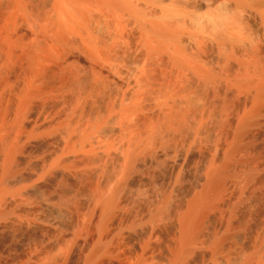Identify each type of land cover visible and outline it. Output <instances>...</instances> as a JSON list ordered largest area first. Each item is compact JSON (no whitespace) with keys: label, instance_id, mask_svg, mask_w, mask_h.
Segmentation results:
<instances>
[{"label":"rangeland","instance_id":"rangeland-1","mask_svg":"<svg viewBox=\"0 0 264 264\" xmlns=\"http://www.w3.org/2000/svg\"><path fill=\"white\" fill-rule=\"evenodd\" d=\"M43 1L46 2V4H45V6H46L49 4L48 2L51 0H48V2H47V0H43ZM43 1L38 0V4H40ZM4 2H7V3H4ZM0 3H1L0 4V6H1L0 7V70H1L0 81L2 80L1 81L2 83L0 82V101H1L0 104L2 105V106L0 105V107H1L0 108V115H1L0 116V126H1L0 127V135L1 134L5 135V136L4 135L0 136L1 137L0 138V149L2 147H4L5 145H7L6 144L7 141H8V144L13 142L12 144L13 145L16 144L15 145L16 148H18V146H19V148L17 150L20 152V154H22L21 155L22 158L20 159L21 161H19L20 163L16 162L17 164H15V167H13L14 173L12 170H11L12 172L10 171L11 172L10 174L6 173L7 176L5 178H7V179H5V178H3V179H5L7 181L4 180L5 183H1V185H3V187L0 185V189H6V188H4V184H6V182L8 184V186H7V184L5 185V187H7V189H6L7 191L5 190L6 191L5 192L3 190V193H5V194H2L3 196H1V201L2 200L3 201L0 203L1 204L0 207L2 206L0 208V222H1L0 223V264H82L83 261H84L83 264L84 263L85 264H132V263L133 264H169V263L173 264V260L171 259L172 257H170V256H172L170 251H171V246L173 245L172 242L174 241L175 235L177 233V229H179V226H181L183 223L182 218L180 216L181 210H183L184 205H186L185 202H187V201H185V200H188L190 198L191 194L195 193L196 191L197 192L200 191L199 189L205 190V191L208 190L207 192L210 193V195H209L210 199L209 200H211V202H209V207H207V209H205L206 212L204 211L205 213H203V215H202L203 219L201 217H199L200 219H198V223L196 221V224H194V226L192 225V223L189 220H187V221L185 220L186 225L194 227V229L196 228L195 230L199 231V233L201 230V232L204 234V237L205 238L208 237L207 240H209L210 237L211 238L214 237L212 234L214 232H216L218 235V236H216V238L218 240L220 239V241H222V242L224 240H226L227 236L231 235V236H229L231 239L229 237H227V242L224 241V243H228V244L230 243V246L233 249L236 248L237 251L238 252L241 251V253H242V251L245 252L243 247L245 246L246 243H247L246 245H248L249 243L253 244L254 242L257 243V241H259L258 242L259 244L257 243V245L261 246L262 248L260 247L259 248L260 251L258 250V257H259V254L262 255L261 257H263L264 241H262L263 242L262 245L260 244L261 243L260 235L263 233V229H264V224L263 225L261 224V223H264V219H263L264 218V214H263L264 213V108L263 107L264 106H262V105H264V93H263L264 88L262 89V87H264V74H263V72H264V70H263L264 69V66H263L264 60L263 59H262V61H260L261 58H259L258 60L251 59L252 61L250 60V63L248 62L247 65L245 64L246 66L244 65L245 66L244 67V66H242L243 64L241 65L240 62H238V59L235 60V58H231V61H230L229 59L223 58L222 55L219 54L218 57L221 56V58H222V59H220L217 57V54H215V52L213 50H211L207 53V57L204 59L205 62L203 61V59L202 60L200 59L199 62L200 61H203V62L199 63L197 60V62L195 61V63L194 62L191 63V67H196V68L198 67L197 69H199L201 67H203V68L205 67L206 69H209V67H207V65L211 66L212 69L215 68V66L218 67V68L213 69L212 72L214 73V76L211 78V81H210V79H208V80L206 79L205 74H203V72L201 70H199L200 71L199 72V71H196L197 69H195V68L194 69L193 68L186 69L187 73H188V74H186V72H185L186 70L184 71L185 72L184 74L187 75L186 77L184 74L181 75V73L183 71H181V69H179L177 66H175L176 64L175 63L173 64L171 62L172 60H169L167 57L163 56V57H159V58L158 57L152 58L149 56V58L148 57L145 58V56L143 54L144 52L142 53V50H140V48H138L139 49V51H138V49H137L138 46L136 47L135 44L133 45V43H131L129 40H128L129 41L128 42L126 39L122 40V42L119 41L117 43V45L119 43L120 44L118 46L117 45L115 46L117 48L112 50L113 52H115L114 53L116 55L115 57H113L114 54L111 55V53H113V52L110 53V51H109L110 55L113 57V58L111 57L112 59L110 58L111 60L109 59V61L108 60L104 61L103 59L101 60V58L99 59L98 57H97L98 59H96V57H95V59H96L95 60L94 58H92V56L90 55V52L85 47H83V46L81 47L78 40L77 41L75 40L74 42H72L73 40H71V38H70L71 35H69V38H70L72 43L70 42L71 44L68 45V47L66 46L67 45L66 43H64V45L66 44L65 45L66 47L65 46L61 47L63 45V43L61 44V46L59 44L60 47H58V44L56 42H55L56 44L54 43V40H55L54 38H56V36H58L61 32V31H59V29H60L59 24H63V22H65L64 24L66 26L63 25V26H65V28L67 27V25L69 28H72V25L68 22L67 18L65 19V16L63 14L58 15L54 10H53V12L52 11L50 12V10H51L50 7H52V5H51L52 1H51V4H49L50 6L48 5L47 8L44 7V5H42V3L40 4V7H41L40 9H38L39 5H37L36 8L39 10L38 13H40V12L46 13L47 12L45 14L46 15L45 17H47L48 15L50 16V13L55 14V16L57 14L58 16H56L55 19L60 20V22H58V21L56 22V20L55 21L52 20V18H49V16H48V18H45L44 15H42V16H40L39 14L37 15V13H36V15L38 17H35L36 16L35 14H34L35 16H32V15H30V16L24 15L23 16V13H20V14H18V16L16 18L11 16L12 19L13 18L16 19L15 22L13 20L12 21L7 20V19H11V18L9 16V13L7 12L8 11L7 9H6V13L8 15L4 14L5 9L3 7H6L5 4H8V0L7 1L6 0H0ZM3 3H4V5H2ZM43 8L44 9L46 8L45 9L46 11H44ZM41 10H43V11H41ZM36 12H37V10H36ZM58 17H60V19ZM44 19H45V21H44ZM61 20H63L62 23H61ZM46 21H47V23H46ZM50 22H52V23H50ZM53 24H54V26H53ZM39 25H41V26H39ZM56 26H57V28H56ZM43 27H45V28H43ZM54 27L57 29V33H55L54 34L55 37L54 38L52 37V39H51V40L54 39L53 40L54 46H53L51 44L52 42H51L50 38L47 39L46 36H47V34H49V36L50 35L54 36L53 35L54 30H55ZM44 29H45V31H44ZM50 29H51V32H53V33H50V32L48 33V31H50ZM44 32H46L47 34ZM39 35H41V36H39ZM44 36L46 38H44ZM38 37H39V39H38ZM46 39H47V43L45 42ZM72 39H74V37H72ZM44 42L47 44V46H44V45H46ZM39 45L43 46V48L48 47L46 50L45 49L44 50L46 52H48V54L50 53L49 51H51L52 53H50L49 55L50 56L52 55V56L46 57V56H48V54H46V56H45L44 54L46 52H44V51H43L44 53H40V52H42L41 50L43 48L42 49L40 48L41 49L40 50ZM55 45H56V47H55ZM37 48L40 50V52H38L39 50H37ZM12 52H14V53H12ZM15 52H16V54H15ZM35 53H37V54L39 53V55L38 56L36 55V57H35ZM14 54L17 57H14ZM33 54H34V59H36V61H37V59H39L37 57H44L43 60H42V58H40L37 61V63L39 62L41 67L43 66L42 70L40 69V65L38 64L39 66H37L36 61L34 62L33 61L34 59L32 60ZM117 55H119V56H117ZM5 56L7 59L5 58ZM208 57H211V59ZM115 58H117L118 60L116 59L117 61H115ZM120 58H121V60H119ZM11 59H13V60H11ZM27 59L29 60V62ZM143 59H144V61L146 60L144 62L145 66L146 65L148 66V67L146 66V69H148V71H146V72L151 73V74L149 73L150 75H148V77L150 76L149 78H152V79H150L149 81H148V79H145L144 80L145 83H144L142 80V77L138 76L139 82H140V79L142 82L139 83L137 81L138 82L137 83V82H134V80L137 79V77L134 74V70L137 69V67H139L141 65V63L143 62ZM8 60H9V62H7ZM206 60H207V62H206ZM211 60L213 63L211 62ZM124 61H125V63H124ZM161 61H163V62H161ZM118 62H121V63H118ZM228 62L230 63V65ZM261 62H263V63H261ZM5 63L6 64L9 63L8 65L10 67L7 66ZM123 63H124V65H123ZM144 63H143V65H144ZM153 63H155V64H153ZM204 63H206V65ZM208 63H210V64H208ZM218 63H220V64H218ZM223 63H224V66L222 65L223 66L222 67L221 64H223ZM26 64H28V65H26ZM46 64L49 67H47ZM118 64H121V65L118 66ZM150 64H151V66H150ZM29 65H33L31 67L33 70H30L31 68L29 67ZM212 65H214V66H212ZM257 65L260 67H258ZM34 66L39 67V70H41V71H43V69H44V71H46V72H44L46 76L50 70V73H49L50 76L47 77L49 79V81L43 75H42V77H44V79L39 78V76L43 72L41 74L38 73V75L40 74L39 76L37 75V73L35 76H33L36 80L41 79V81H43V82L39 81L40 84H38V81H36L34 79L36 82L35 87H37V90L40 89L38 91V93H36V94L41 95L45 90L48 89L47 93L49 92L48 93L49 95L47 93H45L46 92L45 91L43 94H46V95L42 94L41 98H40V95L38 97V96H36V94L33 95L32 93H31L32 95L29 94L27 96L22 97V95H26V94H21L22 92L23 93L26 92L24 89V86L26 88L30 82L29 80L31 79V77L30 78L28 77L26 72H28L30 70L29 71L30 72L29 74H31L30 76L34 75L35 74L34 72L36 71ZM120 66H123V68ZM116 67H117V69H116ZM8 68L9 69L11 68V69L9 70ZM151 68H153V69H151ZM229 68H231V69H229ZM241 69H243V70H241ZM255 69H257V70H255ZM59 70L62 71V73ZM117 70H119V71H117ZM192 70H195V71L192 72ZM230 70H232V71H230ZM53 71H55V72H53ZM101 71H102V73H101ZM2 72H3V74H2ZM8 72H9V74H8ZM36 72H38V71H36ZM224 72L225 73L227 72V73L225 74ZM243 72L248 73V75L243 73ZM24 73L27 75L26 77L24 76L25 75ZM32 73H34V74H32ZM51 73L54 75H52ZM118 73L119 74L121 73V74L119 75ZM154 73H155V75H154ZM65 74H66V76H65ZM108 74L110 77L108 76ZM115 74H116V77H118L117 75H119L120 76L119 78H121V76H122V78H123L122 80H124V81H126V79H127V80H131L132 84L133 83H137V84L136 85L131 84L132 88L130 85H129L130 88H129V86H127L128 88L126 86H123V88H122L121 83H117L113 80V76ZM189 74H191L193 77ZM234 74H236V75H234ZM240 74H242V76ZM5 75H6V77H4ZM7 75H8V77H7ZM123 75H125V76H123ZM136 75H138V74H136ZM139 75H141V73ZM183 75H184V77H183ZM219 75L220 76L222 75V76L219 77ZM245 75H247V76H245ZM36 76H38V77H36ZM63 76H64V78H63ZM111 76H112V78H111ZM133 76H135L134 78H136V79L132 78ZM230 76H232L231 79L229 78ZM202 77H203V79H202ZM222 77L226 78V79H223ZM28 78H29V80H28ZM200 78L202 79V82H201ZM220 78H222V79H220ZM238 78H240V80ZM19 79H21V80L27 79L29 82H28V84L26 82L27 85H25V83H23L24 81L22 80L21 82L24 85H20L22 83L18 81ZM153 79L155 81H153ZM256 79L258 81H256ZM72 80L75 83H73ZM204 80H206V81H204ZM47 82H49V83H47ZM56 82H58V83H56ZM59 83L61 86L59 85ZM146 83H148V85ZM229 83H231V84H229ZM72 84H74V85H72ZM140 84L142 86L144 85V87L141 86V90H140L142 92L143 97L140 96L141 92L138 90ZM240 85H242V86H240ZM54 86L55 87L57 86L60 90H62L64 88L63 89L64 93H63V91H60L57 87L55 88ZM80 86H81V88H80ZM152 86H153V88L155 87L157 90L155 88L153 89ZM202 86H204V87H202ZM237 86L241 89H239ZM253 86H255V87H253ZM46 87H48V88L46 89ZM92 87H93V89H92ZM145 87H148V88H145ZM256 87H258V88L256 89ZM260 87H261V89H260ZM65 88H67V89H65ZM71 88H73V89H71ZM117 88H119V89H117ZM22 89L24 91H22ZM41 89H44V91H42ZM145 89H147V90H145ZM159 90H160V92H159ZM65 91H66V93H65ZM122 91H123V93H122ZM133 91H134V93H136V91H137L138 94L140 93V95H138L137 93L134 94ZM147 91H148V94L150 93L149 94L150 96H148ZM39 92H42V93H39ZM116 92H118L119 94ZM153 92H154V95H153ZM260 92H262V93H260ZM131 93L133 94V96L135 98L137 97L136 99H133V100H137L140 97L141 101L139 99L140 102L138 101L139 102L138 105H140V103L143 101L141 103L143 109L140 105V109H142V110L138 109L137 110L138 112H134L130 116L129 115L126 116L123 114V112L121 113L118 108H115V107L112 108V105L114 103L113 100L114 101L116 100V103H117L118 100L120 101L122 98H125V97H123V95H126L127 97L132 99ZM172 93L173 94L175 93V94L172 95ZM168 94L174 99H172L170 96H168ZM28 96H29V98H30V96H32V98H30V100H28L29 102L24 101V99H27ZM67 97H69V98H67ZM116 97H118V98H116ZM19 98H21V99H19ZM22 98H24V99H22ZM76 98H80V99H76ZM81 100H82V102H81ZM23 101H24V103H23ZM76 101H77V103H76ZM106 101L108 102V104ZM188 101L189 102L192 101L191 104ZM193 101H195V102H193ZM78 102L80 103V105ZM109 102L110 103L113 102V103L110 104ZM144 102H145V105H144ZM256 102H258V104ZM74 103L77 104L76 105L77 108L76 107L73 108L75 106ZM136 103H137V101H136ZM188 103H189V105H188ZM82 104H83V106H82ZM117 104H119V103H117ZM254 104L257 106H254ZM18 107H20V108H18ZM106 108H110V109L112 108L113 109L111 111L113 118L111 117L112 116L110 114L111 112L110 113L107 112V111H110V109L106 110ZM1 109H3V110L1 111ZM70 109H72L73 111ZM117 109H118V111H116ZM23 110L25 113L23 112ZM77 111H79V112H77ZM113 111H115V112H113ZM74 112H75V114H74ZM81 112H82V114H81ZM167 112H168V114L173 115V116L175 115V113L176 114L178 113V118H179V120H178V118H176L177 121H179V123H177V121L175 119V117H177V115H175V117H174L175 120L173 119V121H176V123L173 122L174 129L172 130L173 127L170 130L167 128L169 131H167L166 128L164 127V125H166V122L163 121L164 118H165V120L167 118V116L164 115V114H167ZM32 113H33V115H32ZM71 113L73 114L72 116H71ZM104 113L106 115L105 116L103 115V117L106 118V116H107L109 118V120H108V118H106V119L104 118V120L101 121L103 119L102 116H101V119H99L100 116L98 117V115H102ZM182 113H186V114L183 115ZM23 114H25V115H23ZM65 114H67V118L69 121L67 122V120H66L67 118H66L65 119L66 123L64 122V124H63V121H61V120L64 119L62 117L63 116L65 117ZM115 114L116 115L118 114L117 117H115ZM82 115H84V117H82ZM134 115H135V117H134ZM17 116L19 119L16 118ZM173 116H171V117H173ZM241 116L243 118H241ZM71 117H72V120L70 119ZM76 117H78L79 119H77ZM180 118L182 121H180ZM98 119H99L98 123L100 125L96 122V120L98 121ZM183 119H184V121H183ZM152 120H154V121H152ZM249 120H250V123H249ZM100 121L104 122L105 124H102ZM12 122L14 123V126H13ZM75 122H78V123H75ZM88 122H90L89 123L90 125L87 124ZM162 122L163 123L165 122V124H163ZM68 123H69V125H68ZM94 123H95V125H94ZM248 123H249V125H248ZM8 124H9V126H8ZM65 124H66V126L64 127ZM110 124H112V125H110ZM177 124L178 125L182 124L181 126H183V125L184 126L183 127L177 126ZM125 125H126V127H125ZM152 125H154L157 128L155 129V127ZM161 125H163V128ZM53 126H54V128H53ZM71 126H73V127H71ZM86 126H87V128H86ZM89 126H91L93 128H91ZM100 126L101 127L103 126L102 127L103 129ZM116 126H118V127H116ZM127 126H128V128H127ZM141 126H143V127H141ZM203 126H204V128H203ZM58 127L61 129H58ZM94 127H95V129H94ZM151 127H152V130H151ZM158 127H160V129H158ZM31 128H33V129H31ZM48 128H53L55 130H53V129L48 130ZM74 128H75V132H74ZM110 128H112V129H110ZM119 128L120 129L123 128V129H121V131H120ZM147 128H149V129H147ZM241 128L243 129V131ZM194 129H195V131H194ZM30 130H31V132H29ZM41 130H42V132H41ZM44 130H46V132L48 130L47 133H49V135ZM56 130H58V131H56ZM86 130H88L89 132ZM95 130H97V131H95ZM135 130L137 132H135ZM148 130L150 133L151 132L155 133V134H153L154 137H152V139H151V140H153L152 142H155V144L154 143L152 144L153 147L150 145L152 148L150 147V149H149L148 148V146H149L148 144L150 143V141H149L147 144L145 143V146L147 145L146 148H145V146H143V148H144L143 149L142 146H140V148H142L140 150L138 145H141V143L143 141L144 142L147 141V139H148L147 133L150 134L149 132H147ZM155 130L156 131L158 130L159 133L161 132L160 135H159V133H156ZM161 130H163V131H161ZM106 131H107V133H106ZM35 132H37V133H35ZM50 132H52L53 134ZM62 132L63 133L65 132V134H63ZM72 132L75 133L76 136ZM133 132H134V134H133ZM162 132H164V133L166 132V133L164 134ZM38 133H39V135H38ZM41 133H42V135H41ZM67 133L71 134V136L68 135ZM137 133H138V135H137ZM169 133H171L170 135L171 136L173 135V136L170 137ZM198 133H200V134H198ZM10 134H11V136H10ZM145 134L147 136H144ZM72 135L74 136V139H72L73 138ZM90 135H91V137L94 136V137H92L93 139L90 137ZM127 135H128V137H125ZM136 135L137 136H139V135L144 136L147 139L143 138L144 140H142L140 143L139 140H141L142 138L139 139L140 138V136H139V138H137V140H138L137 142L139 143L138 144L135 141H133L136 139V138H134V136H136ZM56 136H59V137H56ZM77 136H78V138H77ZM130 136H133V137H130ZM3 137H5V138H3ZM8 137H9V139H7ZM131 138H132V140H130ZM159 138H161L162 140ZM163 138L165 139L164 141H163ZM95 139H96V141H95ZM101 139H103V140H101ZM66 140H68V141H66ZM98 140L100 143L98 142ZM105 140H107V141H105ZM3 141H5V142H3ZM17 141L20 144H18ZM132 141L136 144L135 146L133 145L134 143L131 144ZM160 141H161V144L159 145ZM64 142H67V143L64 144ZM144 142L142 143L143 145H144ZM82 143H84V145ZM52 144L54 146H52ZM57 144H60V145H57ZM78 144L81 146H79ZM119 144H120V146H119ZM130 144L134 148L130 147ZM1 145H3V146H1ZM85 145L87 147L89 146L88 147L89 149ZM126 146H127V148H126ZM136 146H137V149L135 148ZM173 146H175V147H173ZM82 147H84V149ZM55 148H57V150ZM80 148L83 149V151ZM110 148L112 149L113 152L111 151ZM117 148H118V150H117ZM129 148H132L133 152H136V151H134V149L137 150V152L134 153L135 154L134 158H136V159H134L135 165L133 164L132 166H130L132 168V172H131V168L129 167L130 171L127 170L125 172L127 175L126 174L122 175L120 170L122 171L123 167L121 165H123V163H124V157L127 154V151H128L127 149H129ZM147 148H148L149 152H148ZM108 149H109V153H108ZM138 149H139V151H138ZM151 149H153V150H151ZM156 149L157 150L159 149V152H160V150H163V149L164 150H166V149L170 150L171 149L170 154L167 155L168 161L166 159V156H163L162 159L157 158L156 155L158 154L157 153L158 151ZM88 150H90V151H88ZM93 150L94 151L96 150L97 152L95 151L96 152L95 153ZM101 150H103L104 152ZM145 150H147V151H145ZM181 150H182V153L180 152ZM59 151H61V153ZM84 151L86 153H83ZM47 153H49V154H47ZM55 153L59 154V155H56ZM92 153L94 155H91ZM87 154H88V156L90 155L89 156L90 159L88 156L86 157ZM111 154H113V155H111ZM116 154H117V156H116ZM119 154L121 156L122 155L123 156L121 157ZM180 154H184V155H186V157L188 156L187 157L188 159H192V160L190 162L191 165L189 164V166L182 167L181 171H180V169H178L176 172L178 174L177 175L175 173V171L174 172L171 171L172 167L170 165H171V162L176 158V156H178ZM51 155H53V156L50 157ZM225 155H227V156H225ZM61 156H63V157L61 158ZM111 156L113 158H110ZM104 157L108 158V159H105ZM114 157H115V159H114ZM24 158H26V159H24ZM66 158L69 161L65 160ZM82 158L85 161H83ZM141 158H144V159L140 160ZM53 159H54V162H53ZM58 159H61V161ZM104 159H105V161H104ZM48 160H50V162ZM89 160H91L92 162L94 161L95 164L97 162H99V163H97L95 165L94 162L92 164L91 161L89 162ZM119 160H121V161L119 162ZM70 161H71V163H70ZM81 161H83V162H81ZM150 161H152V163H150ZM106 162H107V164H106ZM121 162H122V164H120ZM136 162H137V164L138 163L139 164L137 165ZM140 162H142V163H140ZM148 162H149V164H148ZM68 163H70V164L68 165ZM74 163H75V165H74ZM77 163H79V165ZM85 163L86 164L88 163V164L86 165ZM144 163H147V164L145 165ZM82 164H84V165H82ZM103 164H104V166H103ZM51 165L54 167L55 166L60 167L61 170H59L60 168H57V167L54 168ZM71 165H73V166H71ZM88 165L90 166V168ZM16 166H18V167L16 168ZM20 166H22V167H20ZM79 166H81V167H79ZM138 166H140V167H138ZM147 166H148V168H146ZM155 166L157 169L155 168ZM208 166H209V168H208ZM0 167H1L0 169H2L1 165H0ZM82 167L84 169H82ZM203 167H204V169H203ZM96 168H97V171H95ZM111 168H112V170H111ZM117 168H118L119 172L117 171ZM133 168H137V169L133 170ZM186 168H187V170H186ZM15 169H16V171H15ZM114 169H115V171H114ZM138 169H141V170L139 171ZM196 169H197V171H196ZM225 169H227V172ZM2 170H0L1 174L3 173V172H1ZM41 170H42V172H41ZM107 170L112 174H110ZM182 170H184V171H182ZM198 170H200V171H198ZM45 171H47V172H45ZM52 171H54V173H56V174L52 173ZM86 171L88 173H90V175ZM134 171H136V173ZM100 172L103 174H101ZM39 173H40V176H39ZM82 173H83V175H82ZM91 173H93V174H91ZM96 173H98V174H96ZM213 173H215V174H213ZM1 174H0V180L2 177ZM31 174H33L35 176H34V178L29 179V181L28 180L21 181V183L17 181V179H23L24 177H28V175H31ZM98 175H100V176H98ZM102 175H103V178H102ZM114 175H116V176L114 177ZM130 175L132 177H130ZM213 175H214V177H213ZM21 176H22V178H20ZM106 176H108V177H106ZM96 177L98 179H96ZM112 177L114 178V180H112L113 179ZM8 178L11 180H9ZM100 178H102V179H100ZM202 178L203 179L205 178V179L203 180ZM211 178H213V179H211ZM94 179H96V180H94ZM107 179L111 182V184L109 183V181ZM117 179H119V181ZM120 179H122V181ZM125 179H127L126 183H125V181H126ZM170 179H171V182H173V183L170 182ZM173 179H175V181ZM116 180H117V182H116ZM209 181H210V183H209ZM0 182H3V181H0ZM121 182H122V184H121ZM157 182H159V183H157ZM213 182H216L215 183L216 186H214L215 184H213ZM113 183H116V184H113ZM127 183H128V186H127ZM91 184L93 185V187H91L92 186ZM106 184H110V185L108 186ZM112 184H113V186H112ZM172 184H173V188H172ZM101 185L106 186V190H104L105 187L103 186L104 187L103 188ZM166 185H167V187H166ZM14 186L17 188H15ZM159 186H161L162 189ZM18 187H20V188H18ZM21 187H22V189H21ZM96 187L98 190H96ZM248 187H250V188H248ZM23 188H25V189H23ZM110 188H113V189H110ZM144 188H146V189H144ZM212 188H213V190H212ZM220 188H221V190H220ZM251 188H252V190H251ZM91 189H94V190H91ZM241 189H244L243 192ZM11 190H13L14 192H12ZM103 190H104V194L106 193L105 195H102ZM114 190H115V192L116 191L118 192V193L116 192L117 196H115L116 193L114 192ZM121 190H123V191H121ZM253 190H255V191H253ZM24 191H26V192H24ZM119 191H121L123 194L120 193ZM156 191H157V193H156L157 195L155 194ZM173 191L176 193H174ZM9 192H11V193H9ZM96 192H97V194H96ZM99 192H100V194H99ZM109 192H111V193H109ZM6 193H9L10 198H9L8 194H6ZM159 193H161V194L159 195ZM228 193H230V194H228ZM113 194L116 197V202H115L113 208H111L109 211H107L108 213L106 212L108 214V216H107L106 213L101 210L100 204L103 201L102 199H105L104 196L108 198V197H110V195L113 196ZM124 194L126 195V197L124 196ZM244 194H246V195H244ZM15 195H17V196H15ZM99 195L103 196V198L100 197V200H99ZM145 195H146V197H145ZM165 195L168 198V204H167L166 209H164L163 213H162L164 217L161 216L162 214H160V216H158L159 219L156 218L155 221H150V219L148 218L150 215V212H153V210H155L154 208H156V206L159 202L164 201ZM91 196H93V197H91ZM170 196L173 198H171ZM2 197H3V199H2ZM4 197H6V198H4ZM13 198H14V200H13ZM90 198L92 200L93 199L94 200L92 201ZM214 198H217V199H214ZM239 198H240V200H238ZM158 199H160V201ZM98 200L100 201V204H99ZM132 200L134 201L133 202L134 205L132 203ZM213 200H214V203L212 202ZM232 200H234V201L232 202ZM10 201L12 202V205H11ZM126 201H127V203H125ZM88 202H89V204H88ZM9 203H10V206H9ZM91 203H93V204H91ZM3 204H4V207H3ZM7 204H8V206H7ZM97 204L100 206H98ZM150 205H152V206H150ZM170 205H172V206L170 207ZM251 205H252V207H251ZM218 206H220L222 209H220V207H218ZM96 207L99 208V210ZM3 208H6V209H3ZM90 210H92V211L90 212ZM165 210H166V212H165ZM223 210H225V211H223ZM97 211H100V212H97ZM178 212H179V214H178ZM103 213H104V215H103ZM204 214H206V215L204 216ZM228 214H229V217H228ZM93 215L95 216L94 218H93ZM113 215H114V217H113ZM139 215H141V216H139ZM214 216H216V218ZM139 217H141V218L139 219ZM178 217L181 218V221H179L180 219H178ZM205 217L208 219H206ZM134 218L136 221L134 220ZM138 220H141V221H138ZM180 222H182V223H180ZM56 223H57V225H56ZM136 223H137V226H136ZM147 223H150V224L148 225ZM49 224L52 226H50ZM101 224H102V226H101ZM106 224H108V225H106ZM120 224H123V225H120ZM140 224H142V225H140ZM128 225L131 227H129ZM146 225H147V227H145ZM155 225H156V228L158 231L155 230L156 229ZM133 226H135V227H133ZM152 228H153V230H152ZM210 228L212 230H214V232ZM255 229H257V230H255ZM114 230H115V232H114ZM238 230H240V231H238ZM153 232H154V234H153ZM256 232H259V234L257 235ZM260 232H261V234H260ZM127 233L129 234L128 236L125 235ZM227 233L228 234L230 233V234L228 235ZM203 234H201V235H203ZM226 234H227V236H226ZM118 235H121L123 237L118 236ZM142 235L144 236V238ZM115 236H116V238H115ZM135 236L138 238V240H137V238L135 239ZM139 236H141V237H139ZM147 236L149 237V240H148ZM157 236H158V238H157ZM110 237H111V240H110ZM105 239H107V240H105ZM244 239H246V241ZM99 240H101V241H99ZM129 240H131V241H129ZM143 240L147 241V243H145V241L143 242ZM105 242H107V244ZM127 242H129V243H127ZM132 242H134V243H132ZM240 242L243 244H241ZM113 243H114V245H113ZM150 243H151V245H150ZM87 245H89V246H87ZM197 245H198L197 249H199L197 252L202 250V251H200L201 254H202L203 250L206 251L210 247V246L208 247L205 244H203V245L197 244ZM241 245H243V246H241ZM141 249L143 251H141ZM144 249H148V252H147V250L144 251ZM90 250H92V251H90ZM98 250H100L101 252ZM87 251H88V254H86ZM165 251L167 252V254L169 256L166 254ZM131 252H132V254H131ZM139 252H142V253H140V255H139ZM144 252H146V253H144ZM96 254H98V257H96L97 256ZM244 254H246V252ZM244 254L243 255L240 254V255L244 256ZM136 255L139 257L140 260L138 259V257H136ZM91 256H92V258H91ZM93 256H94V258H93ZM103 256H104V258H103ZM133 256L136 259H138L139 261L136 259H135L136 260L135 261ZM140 256H142V257H140ZM131 257L133 258L132 260H131ZM169 257H170V259H167ZM198 257L201 260L203 259V258H201V256H198ZM198 257H197V259L200 262H203ZM258 257L256 254L254 259H252V261H251L252 264H259L258 261L256 262V260L259 259ZM222 259L225 261V258H221V257L217 258V259L215 258V260L210 259L212 261H210L209 259H207V260H209L212 264H215V263L217 264L218 260L221 261ZM89 260H90V262H88ZM97 260L98 261L100 260V261L98 262ZM103 260H105V261H103ZM164 260L167 263H165ZM168 260H170V261H168ZM207 260H205V261H207ZM226 262H228V261L226 260ZM200 264H202V263H200Z\"/></svg>","mask_w":264,"mask_h":264},{"label":"bare ground","instance_id":"bare-ground-1","mask_svg":"<svg viewBox=\"0 0 264 264\" xmlns=\"http://www.w3.org/2000/svg\"><path fill=\"white\" fill-rule=\"evenodd\" d=\"M7 1V0H6ZM40 1V0H39ZM43 1V0H42ZM51 1H52V4H51ZM51 1H49L48 2V0H47V2L49 3V4H51L52 5V7H50L51 8V10H50V12L52 11L53 12V10L59 15V14H63L64 16H65V19L67 18L68 19V22L72 25V28H69L68 27V25H67V27L65 28V22H63V24H59L58 26L60 27V29H59V31H61L60 32V34L58 35V36H56V38H54L55 37V33H57V26H56V28H55V30H54V33L53 32H51V29H50V31H48V33L50 32V33H53V35L54 36H49V34H47L46 32H44V33H46L47 34V39H49L50 38V40L52 39V37L56 40H54V43L56 42L57 44H58V47H60L61 46V44L63 43V45L61 46V47H64L66 44V46L68 47V45H70L72 42H74L75 40L77 41H79V43H80V45H81V47L83 46V47H85L89 52H90V55L92 56V58H94L95 59V57H96V59H100L101 58V60L103 59L104 61H106V60H108L109 61V59L112 57L111 55H113L115 52H113L112 50H114V49H116L117 47H115L116 45H117V43L119 42V41H121L122 42V40H129L131 43H133V45L135 44L136 45V47H137V49L138 48H140V50H142V53L144 54V56H145V58H149V56L150 57H167L169 60H172L171 62L174 64H176L175 66H177L179 69H181V71H183L182 73H181V75L182 74H184L185 72H186V74H188L187 73V70L186 69H191V68H195V69H197L196 67H191V63H195V61L197 62V60H198V62H199V60L201 59H203V61H204V59L207 57V53L209 52V51H211V50H213L214 52H215V54H217V57H218V55L220 54V55H222V57L223 58H226V59H229L230 61H231V58H235V60H237L238 59V62H240V64L242 65V66H244L245 64L247 65V63L249 62L250 63V60L251 59H256V60H258L259 58H261V60L260 61H262V59L264 60V0H51ZM44 2V3H43ZM43 2H41L42 3V5H44V7H48V5H46L45 6V4H46V2L45 1H43ZM4 3H7V2H4ZM4 3L2 4V5H4ZM40 3V2H39ZM40 3V4H41ZM1 4V3H0ZM40 4H38V0H8V4H5V6L6 7H3L5 10H4V14H6V15H8L7 13H6V9L8 10L7 12L9 13V16H10V18L11 19H7V20H13L14 22H15V20L16 19H14V18H16L17 16H18V14H20V13H23V16L24 15H28V16H30V15H32V16H35L36 15V13H37V15L39 14L40 16H42V15H44V17L46 16L45 14L47 13H42V12H40V13H38L39 12V10L38 9H40L41 7H40ZM37 5H39V7H38V9L36 8L37 7ZM50 6V5H49ZM1 7V6H0ZM43 7V6H42ZM2 8V9H3ZM45 8V9H46ZM53 8V9H52ZM44 9V8H43ZM44 9V11H46ZM36 10H37V12H36ZM41 11H43V10H41ZM42 13V14H41ZM35 14V15H34ZM53 14V13H52ZM51 13H50V16H49V18H52V20H56L55 18H56V16H58L57 14H56V16H55V14H53L52 15ZM35 16V17H38V16ZM11 16H13L14 18L12 19V17ZM27 16V17H28ZM39 16V17H40ZM48 16L47 17H45V18H48ZM54 18H53V17ZM8 18V17H7ZM19 18V17H18ZM33 18V17H32ZM42 18V17H41ZM59 19H60V17H58ZM64 18V17H63ZM62 18V19H63ZM30 19V18H29ZM35 21V20H34ZM39 21V20H38ZM44 21H45V19H44ZM51 21V20H50ZM53 21V22H54ZM60 22V20H56V22ZM62 21L63 20H61V23H62ZM67 22V21H66ZM67 22V23H68ZM37 23V22H36ZM46 23H47V21H46ZM50 23H52V22H50ZM49 23V24H50ZM39 24V23H38ZM55 24V23H54ZM54 24H53V26H54ZM62 25V26H61ZM63 25H65V26H63ZM37 26V25H36ZM39 26H41V25H39ZM52 26V25H51ZM43 28H45V27H43ZM49 28V27H48ZM74 29V30H73ZM47 30V29H46ZM44 31H45V29H44ZM41 33V32H40ZM43 33V34H44ZM59 33V32H58ZM37 35V34H36ZM69 35H71L72 37H74V39H72V37L70 36V38H71V40H73L72 42H71V40H70V38H69ZM39 36H41V35H39ZM44 36V38H46ZM43 38V39H44ZM38 39H39V37H38ZM47 39H46V43H47ZM41 40V39H40ZM53 40H51V44L54 46V43H53ZM44 41V40H43ZM68 41V42H67ZM128 41V42H129ZM44 42V43H45ZM71 42V43H70ZM127 42V43H128ZM43 43V42H42ZM45 43V44H46ZM55 43V44H56ZM64 43H66L65 45H64ZM126 43V42H125ZM130 43V44H131ZM59 44H60V46H59ZM76 44V43H75ZM78 44V43H77ZM120 44V43H119ZM118 44V45H119ZM123 44V43H122ZM117 45V46H118ZM127 45V44H126ZM44 46H47V44L46 45H44ZM65 46V47H66ZM129 46V45H128ZM55 47H56V45H55ZM115 47V48H114ZM42 49L43 48V46H40L39 45V49ZM48 48V47H47ZM46 47H44L41 51L42 52H40V50L37 48V50H39L38 52H40V53H44V52H46L45 50L47 49ZM45 49V50H44ZM84 49V48H83ZM135 49V48H134ZM263 49V50H262ZM9 50V49H8ZM36 50V51H37ZM85 50V49H84ZM44 51V52H43ZM109 51H110V53L111 52H113V53H111V55H110V53H109ZM138 51H139V49H138ZM212 51V52H213ZM10 52V51H9ZM34 52V51H33ZM50 53H52L51 51H49ZM211 52V53H212ZM6 53V52H5ZM12 53H14V52H12ZM49 53V54H50ZM210 53V54H211ZM8 54V53H7ZM11 54V53H10ZM15 54H16V52H15ZM15 54H14V57H17V56H15ZM46 54H48V52H46L44 55L46 56ZM48 54V56H46V57H49L50 55ZM36 55L38 56L39 55V53L37 54V53H35V57H36ZM42 55V54H41ZM13 56V55H12ZM33 56V58H32V60L34 59V54L32 55ZM52 56V55H51ZM50 56V57H51ZM90 56V57H91ZM116 55L114 54V56L113 57H115ZM117 56H119V55H117ZM98 57V58H97ZM112 57V58H113ZM215 57V56H214ZM213 57V58H214ZM5 58H6V56H5ZM31 58V57H30ZM37 58H42V60H43V58L44 57H37ZM111 58V59H112ZM118 58V57H117ZM117 58H115V61H117L118 59ZM124 58V57H123ZM151 58V59H152ZM208 58H210L211 59V57H208ZM218 58H220V59H222L221 58V56L220 57H218ZM4 59V58H3ZM7 59V58H6ZM39 59H37V61L39 60ZM50 59V58H49ZM95 59V60H96ZM110 59V60H111ZM117 59V60H116ZM161 59V58H160ZM163 59V58H162ZM166 59V58H165ZM215 59V58H214ZM11 60H13V59H11ZM16 60V59H15ZM28 60V59H27ZM119 60H121V58L119 59ZM126 60V59H125ZM217 60V59H216ZM31 61V60H30ZM34 62L36 61V59H34L33 60ZM37 61H36V63H37ZM100 61V60H99ZM107 61V62H108ZM114 61V60H113ZM141 61V60H140ZM146 61V60H145ZM144 61V59H143V62L141 63V65L139 66V67H137V69H135L134 70V74H135V76L137 77V79L136 78H134L135 76H133L132 78H134V79H136V80H134V82H139V77L138 76H141L142 77V80H143V82H144V80L145 79H148V81L150 80V79H152V78H149L148 77V75H150L151 73L150 72H146V71H148V69H146V66H145V62ZM149 61V60H148ZM160 61V60H159ZM203 61H200V62H203ZM252 61V60H251ZM6 62V61H5ZM7 62H9V60L7 61ZM13 62V61H12ZM28 62H29V60H28ZM102 62V61H101ZM122 62V61H121ZM121 62H118V63H121ZM155 62V61H154ZM161 62H163V61H161ZM170 62V63H171ZM199 62V63H200ZM205 62V61H204ZM206 62H207V60H206ZM209 62V61H208ZM211 62H212V60H211ZM210 62V63H211ZM223 62V61H222ZM2 63V62H1ZM32 63V62H31ZM35 63V64H36ZM110 63V62H109ZM124 63H125V61H124ZM124 63H123V65H124ZM143 63H144V65H143ZM156 63V62H155ZM155 63H153V64H155ZM198 63V64H199ZM210 63H208V64H210ZM213 63V62H212ZM216 63V62H215ZM225 63V62H224ZM224 63L223 64H221V66L223 65L224 66ZM229 63V62H228ZM232 63V62H231ZM261 63H263V62H261ZM6 64V63H5ZM9 64V63H8ZM8 64H6L7 66H9ZM39 64V62L37 63V66H39L38 65ZM105 64V63H104ZM128 64V63H127ZM149 64V63H148ZM205 65H206V63H204ZM217 64V63H216ZM218 64H220V63H218ZM239 64V65H240ZM255 64V63H254ZM26 65H28V64H26ZM47 65V64H46ZM108 65V64H107ZM119 65H121V64H118V66ZM126 65V64H125ZM190 65V66H189ZM229 65H230V63H229ZM228 65V66H229ZM245 65V66H246ZM260 65V64H259ZM6 66V67H7ZM12 66V65H11ZM33 65H29V67L31 68ZM37 66H34L35 67V70L36 71H38V72H34V73H32V74H34V75H32V76H30L31 74H29L30 72V70H33L32 68L28 71V72H26V74L28 75V77L30 78L31 77V79L29 80V78H28V80L30 81H28L27 79H22L24 82L23 83H25V85H27L28 84V82H29V84L27 85V87L25 88V86H24V89H25V93H23L22 91H24L23 89H22V93L21 94H26V95H22V97L23 96H27V95H29V94H36V93H38V91L40 90H37V87H35V85H36V82H35V78L33 77V76H35L36 75V73H37V75H38V73H44V72H46V71H44V69H43V71H41L42 70V67H41V65H40V69L41 70H39V67H37ZM117 66V67H118ZM150 66H151V64H150ZM197 66V65H196ZM212 66H214V65H212ZM222 66V67H223ZM244 66V67H245ZM258 66V65H257ZM264 66V65H263ZM10 67V66H9ZM13 67V66H12ZM33 67V68H34ZM47 67H49L48 65H47ZM117 67H116V69H117ZM120 67H122L123 68V66H120ZM148 67V66H147ZM207 67H209V69H206L205 67L203 68V67H201V68H199V69H197L196 71H199V70H201L202 72H203V74H205V77H206V79L208 80V79H210V81H211V78L214 76V73L212 72L213 71V69H215V68H218V67H216L215 66V68H211V66H208L207 65ZM241 67V66H240ZM258 67H260V66H258ZM257 67V68H258ZM4 68V67H3ZM113 68V67H112ZM128 68V67H127ZM156 68V67H155ZM228 68V67H227ZM9 69V68H8ZM11 69V68H10ZM9 69V70H10ZM25 69V68H24ZM29 69V68H28ZM46 69V68H45ZM54 69V68H53ZM121 69V68H120ZM133 69V68H132ZM151 69H153V68H151ZM211 69V70H210ZM222 69V68H221ZM229 69H231V68H229ZM228 69V70H229ZM235 69V68H234ZM254 69V68H253ZM262 69V68H261ZM260 69V70H261ZM26 70V69H25ZM48 70V69H47ZM55 70V69H54ZM101 70V69H100ZM114 70V69H113ZM178 70V69H177ZM186 70V71H185ZM227 70V69H226ZM241 70H243V69H241ZM255 70H257V69H255ZM264 70V69H263ZM40 71V72H39ZM56 71V70H55ZM55 71H53V72H55ZM60 71V70H59ZM117 71H119V70H117ZM131 71V70H130ZM185 71V72H184ZM190 71V70H189ZM193 71H195V70H192V72ZM222 71V70H221ZM225 71V70H224ZM230 71H232V70H230ZM229 71V72H230ZM250 71V70H249ZM4 72V71H3ZM3 72H2V74H3ZM32 72V71H31ZM48 72V71H47ZM61 73H62V71H60ZM59 72V73H60ZM65 72V71H64ZM191 72V71H190ZM200 72V71H199ZM198 72V73H199ZM215 72V71H214ZM237 72V71H236ZM242 72V71H241ZM255 72V71H254ZM258 72V71H257ZM256 72V73H257ZM39 74L38 76H39V78H43L44 79V77H49L50 76V70H49V73L47 74V76L45 75V73L44 74ZM101 73H102V71H101ZM130 73V72H129ZM141 73V75H139ZM150 73V74H149ZM195 73V72H194ZM225 73V72H224ZM227 73V72H226ZM225 73V74H226ZM243 73H245V72H243ZM0 74H1V70H0ZM5 74V73H4ZM8 74H9V72H8ZM20 74V73H19ZM25 74V73H24ZM23 74V75H24ZM24 75L25 77L27 76V75ZM52 74V73H51ZM75 74V73H74ZM119 74V73H118ZM121 74V73H120ZM119 74V75H120ZM133 74V75H134ZM136 74H138V75H136ZM153 74V73H152ZM186 74H184L185 75V77L187 76ZM193 74V73H192ZM245 74H247L248 75V73H245ZM252 74V73H251ZM255 74V73H254ZM261 74V73H260ZM263 74H264V72H263ZM42 75L44 76V77H42ZM52 75H54V74H52ZM56 75V74H55ZM62 75V74H61ZM99 75V74H98ZM102 75V74H101ZM105 75V74H104ZM119 75H117L118 77H116V74L113 76V80L115 81V82H117V83H121V86H122V88H123V86H131V84H132V81L131 80H127L126 79V81H124V80H122L123 78H122V76H121V78H119L120 76ZM130 75V74H129ZM154 75H155V73H154ZM153 75V76H154ZM184 75H183V77H184ZM189 75H191V74H189ZM194 75V74H193ZM233 75V74H232ZM234 75H236V74H234ZM241 76H242V74H240ZM244 75V74H243ZM247 75H245V76H247ZM3 76V75H2ZM38 76H36V77H38ZM65 76H66V74H65ZM108 76H109V74H108ZM123 76H125V75H123ZM127 76V75H126ZM192 76V75H191ZM195 76V75H194ZM197 76V75H196ZM201 76V75H200ZM204 76V75H203ZM218 76V75H217ZM222 76V75H221ZM220 75H219V77H221ZM224 76V75H223ZM4 77H6V75L4 76ZM7 77H8V75H7ZM53 77V76H52ZM56 77V76H55ZM61 77V76H60ZM59 77V78H60ZM70 77V76H69ZM105 77V76H104ZM110 77V76H109ZM130 77V76H129ZM140 77V78H141ZM193 77V76H192ZM218 77V78H219ZM231 77L232 76H230L229 78L231 79ZM240 77V76H239ZM249 77V76H248ZM21 78V77H20ZM23 78V77H22ZM63 78H64V76H63ZM111 78H112V76H111ZM157 78V77H156ZM189 78V77H188ZM223 78V77H222ZM222 78H220V79H222ZM234 78V77H233ZM252 78V77H251ZM254 78V77H253ZM261 78V77H260ZM3 79V78H2ZM8 79V78H7ZM6 79V80H7ZM35 79V80H34ZM42 79V80H43ZM48 79V78H47ZM56 79V78H55ZM67 79V78H66ZM187 79V78H186ZM202 79H203V77H202ZM202 79L200 78V80H201V82H202ZM216 79V78H215ZM223 79H226V78H223ZM239 80H240V78H238ZM5 80V79H4ZM10 80V79H9ZM8 80V81H9ZM21 79H19L18 81L19 82H21L22 81ZM63 80V79H62ZM71 80V79H70ZM233 80V79H232ZM235 80V79H234ZM244 80V79H243ZM2 81V80H1ZM0 81V82H1ZM36 81H38V84H40L39 83V81L40 82H43V81H41V79H39V80H36ZM48 81H49V79H48ZM54 81V80H53ZM73 81V80H72ZM79 81V80H78ZM153 81H155L154 79H153ZM204 81H206V80H204ZM213 81V80H212ZM231 81V80H230ZM236 81V80H235ZM238 81V80H237ZM256 81H258L257 79H256ZM26 82H27V84H26ZM46 82V81H45ZM60 82V81H59ZM71 82V81H70ZM112 82V81H111ZM137 82V83H138ZM140 82H142L141 81V79H140ZM139 82V83H140ZM147 82V81H146ZM244 82V81H243ZM242 82V83H243ZM2 83V82H1ZM22 83V82H21ZM20 84V85H24V84ZM47 83H49V82H47ZM56 83H58V82H56ZM63 83V82H62ZM73 83H75L74 81H73ZM137 83H133L132 85H136ZM145 83V82H144ZM154 83V82H153ZM208 83V82H207ZM237 83V82H236ZM255 83V82H254ZM142 84V83H141ZM140 84V86H139V91L141 90V85ZM147 85H148V83H146ZM150 84V83H149ZM229 84H231V83H229ZM49 85V84H48ZM58 85V84H57ZM59 85H60V83H59ZM58 85V86H59ZM72 85H74V84H72ZM79 85V84H78ZM81 85V84H80ZM152 85V84H151ZM246 85V84H245ZM249 85V84H248ZM61 86V85H60ZM64 86V85H63ZM66 86V85H65ZM76 86V85H75ZM74 86V87H75ZM130 86H129V88H130ZM235 86V85H234ZM233 86V87H234ZM240 86H242V85H240ZM259 86V85H258ZM55 87V86H54ZM57 87V86H56ZM55 87V88H56ZM101 87V86H100ZM134 87V86H133ZM138 87V86H137ZM142 87H144V85L142 86ZM151 87V86H150ZM160 87V86H159ZM202 87H204V86H202ZM238 87V86H237ZM253 87H255V86H253ZM19 88V87H18ZM23 88V87H22ZM28 88V89H27ZM43 88V87H42ZM48 87H46V89H47ZM54 88V89H55ZM58 88V87H57ZM63 88V87H62ZM80 88H81V86H80ZM121 88V89H122ZM125 88V87H124ZM128 88V87H127ZM131 88H132V86H131ZM136 88V87H135ZM134 88V89H135ZM145 88H148V87H145ZM152 88H153V86H152ZM155 88V87H154ZM153 88V89H154ZM239 88V87H238ZM250 88V87H249ZM248 88V89H249ZM258 87H256V89H257ZM264 87H262V89H263ZM59 89V88H58ZM64 89V88H63ZM63 89L62 90H60V91H63ZM65 89H67V88H65ZM71 89H73V88H71ZM92 89H93V87H92ZM99 89V88H98ZM117 89H119V88H117ZM150 89V88H149ZM152 89V90H153ZM156 89V88H155ZM160 89V88H159ZM237 89V88H236ZM239 89H241V88H239ZM252 89V88H251ZM260 89H261V87H260ZM37 90V91H36ZM42 91H44V89H41ZM48 90V89H47ZM47 90H45L44 92L45 93H47ZM137 90V91H138ZM144 90V89H143ZM142 90V91H143ZM145 90H147V89H145ZM157 90V89H156ZM174 90V89H173ZM246 90V89H245ZM254 90V89H253ZM100 91V90H99ZM125 91V90H124ZM136 91V93L138 94V92ZM149 91V90H148ZM148 91H147V94H148ZM264 91V90H263ZM43 92V93H44ZM98 92V91H97ZM132 92V91H131ZM141 92V91H140ZM159 92H160V90H159ZM165 92V91H164ZM39 93H42V92H39ZM42 93V94H43ZM49 93V92H48ZM47 93V94H48ZM52 93V92H51ZM55 93V92H54ZM62 93V92H61ZM63 93H64V91H63ZM65 93H66V91H65ZM116 93H118V92H116ZM122 93H123V91H122ZM127 93V92H126ZM133 93H134V91H133ZM136 93H134V94H136ZM259 93V92H258ZM260 93H262V92H260ZM264 93V92H263ZM31 94V95H32ZM42 94L40 95V94H36V96H38L39 97V95H40V98H41V96H42ZM95 94V93H94ZM119 94V93H118ZM150 94V93H149ZM148 94V96H150ZM166 94V93H165ZM175 94V93H174ZM173 93H172V95H174ZM18 95V94H17ZM43 95H46V94H43ZM49 95V94H48ZM114 95V94H113ZM116 95V94H115ZM138 95H140V93L138 94ZM153 95H154V92H153ZM164 95V94H163ZM162 95V96H163ZM167 95V94H166ZM76 96V95H75ZM122 96V95H121ZM131 98L132 99H130L129 97H127L126 95H123V97H125V98H122L120 101L118 100V102L117 103H119V104H117L116 103V100L114 101L113 100V105H112V108L113 107H115V108H118L119 109V111L122 113L123 112V114L124 115H126V116H130L132 113H134V112H138L137 110L138 109H140V105H141V107H142V102L140 103V105H138V103L141 101V99H140V97H139V99H140V101H139V99H137V100H133V99H136L134 96H133V94L131 93ZM140 96H142L143 97V95H142V92H141V95ZM156 96V95H155ZM168 96H170L169 94H168ZM196 96V95H195ZM263 96V95H262ZM64 97V96H63ZM78 97V96H77ZM134 97V98H133ZM141 97V98H142ZM147 97V96H146ZM171 97V96H170ZM188 97V96H187ZM17 98V97H16ZM30 98H32V96H30ZM30 98H29V96H28V98L27 99H24V98H22V99H24V101H28V100H30ZM67 98H69V97H67ZM113 98V97H112ZM115 98V97H114ZM116 98H118V97H116ZM172 98V97H171ZM191 98V97H190ZM19 99H21V98H19ZM75 99V98H74ZM76 99H80V98H76ZM82 99V98H81ZM153 99V98H152ZM172 99H174V98H172ZM186 99V98H185ZM195 99V98H194ZM83 100V99H82ZM82 100H81V102H82ZM148 100V99H147ZM154 100V99H153ZM191 100V99H190ZM189 100V101H190ZM193 100V99H192ZM196 100V99H195ZM255 100V99H254ZM19 101V100H18ZM24 101H23V103H24ZM69 101V100H68ZM78 101V100H77ZM77 101H76V103H77ZM109 101V100H108ZM112 101V100H111ZM136 101H137V103H136ZM139 101V102H138ZM184 101V100H183ZM188 101V102H189ZM1 102V101H0ZM29 102V101H28ZM65 102V101H64ZM70 102V101H69ZM107 102V101H106ZM192 102V101H191ZM191 102H189L190 104H191ZM193 102H195V101H193ZM255 102V101H254ZM79 103V102H78ZM110 103V102H109ZM112 103H110V104H112ZM189 103H188V105H189ZM257 104H258V102H256ZM22 104V103H21ZM27 104V103H26ZM70 104V103H69ZM75 104V103H74ZM107 104H108V102H107ZM1 105V104H0ZM18 105V104H17ZM76 105L77 104H75V106L73 107V108H75L76 107ZM79 105H80V103H79ZM144 105H145V102H144ZM2 106V105H1ZM20 106V105H19ZM70 106V105H69ZM82 106H83V104H82ZM254 106H257V105H255L254 104ZM262 106H264V105H262ZM261 106V107H262ZM71 107V106H70ZM110 107V106H109ZM1 108V107H0ZM18 108H20V107H18ZM22 108V107H21ZM69 108V107H68ZM77 108V107H76ZM110 109V108H106V110L108 109H110V111H107L108 113H110L113 109ZM114 108V109H115ZM171 108V107H170ZM259 108V107H258ZM264 108V107H263ZM4 109V108H3ZM3 109H1V111L3 110ZM63 109V108H62ZM79 109V108H78ZM83 109V108H82ZM96 109V108H95ZM100 109V108H99ZM118 109L116 110V111H118ZM142 109H143V107H142ZM142 109H140V110H142ZM70 110H72V109H70ZM182 110V109H181ZM184 110V109H183ZM6 111V110H5ZM73 111V110H72ZM83 111V110H82ZM90 111V110H89ZM162 111V110H161ZM17 112V111H16ZM23 112H24V110H23ZM27 112V111H26ZM68 112V111H67ZM77 112H79V111H77ZM84 112V111H83ZM97 112V111H96ZM103 112V111H102ZM101 112V113H102ZM113 112H115V111H113ZM119 112V113H120ZM178 112V111H177ZM248 112V111H247ZM254 112V111H253ZM25 113V112H24ZM95 113V112H94ZM171 113V112H170ZM180 113V112H179ZM245 113V112H244ZM17 114V113H16ZM70 114V113H69ZM74 114H75V112H74ZM81 114H82V112H81ZM84 114V113H83ZM88 114V113H87ZM100 114V113H99ZM111 115H112V112L110 113ZM114 114V113H113ZM136 114V113H135ZM163 114V113H162ZM167 114H168V112H167ZM164 114V115H166L167 116V118H166V120H165V118H164V120L163 121H165L166 122V125H164V127L166 128V130L167 131H169L172 127H173V122H175L176 123V121H177V119L176 118H178V113L176 114L175 113V115H177V117H175V115L173 116V115H170V114ZM183 115L184 114H186V113H182ZM7 115V114H6ZM11 115V114H10ZM23 115H25V114H23ZM32 115H33V113H32ZM60 115V114H59ZM73 114L71 113V116H72ZM93 115V114H92ZM103 115L105 116L106 114L104 113V114H102V115H98V117H99V119H101V116L103 117ZM118 115V114H117ZM117 115L115 114V117H117ZM121 115V114H120ZM254 115V114H253ZM1 116V115H0ZM75 116V115H74ZM87 116V115H86ZM89 116V115H88ZM140 116V115H139ZM163 116V115H162ZM165 116V117H166ZM171 116H173V117H171ZM246 116V115H245ZM249 116V115H248ZM20 117V116H19ZM58 117V116H57ZM82 117H84V115H82ZM112 118H113V115L111 116ZM134 117H135V115H134ZM174 117H175V119H176V121H173V119H174ZM180 117V116H179ZM203 117V116H202ZM201 117V118H202ZM5 118V117H4ZM16 118H18V116L16 117ZM21 118V117H20ZM55 118V117H54ZM62 118H64L63 120H61V121H63V124H64V122L66 123V120H67V122L69 121L68 120V118H67V114H65V117L63 116ZM67 118V119H66ZM77 119H79L78 117H76ZM104 118L105 117H103V119L101 120V121H103L104 120ZM106 118H108L107 116H106ZM105 118V119H106ZM111 118V119H112ZM126 118V117H125ZM137 118V117H136ZM190 118V117H189ZM239 118V117H238ZM241 118H243L242 116H241ZM19 119V118H18ZM66 119V120H65ZM71 120H72V117L70 118ZM99 119H98V121L96 120V122L98 123L99 122ZM115 119V118H114ZM174 119V120H175ZM13 120V119H12ZM11 120V121H12ZM65 120V121H64ZM90 120V119H89ZM88 120V121H89ZM108 120H109V118H108ZM116 120V119H115ZM125 120V119H124ZM129 120V119H128ZM133 120V119H132ZM161 120V119H160ZM178 120H179V118H178ZM186 120V119H185ZM190 120V119H189ZM5 121V120H4ZM10 121V122H11ZM14 121V120H13ZM55 121V120H54ZM59 121V120H58ZM79 121V120H78ZM86 121V120H85ZM95 121V120H94ZM100 121V122H101ZM107 121V120H106ZM113 121V120H112ZM122 121V120H121ZM152 121H154V120H152ZM162 121V120H161ZM180 121H182L181 120V118H180ZM183 121H184V119H183ZM195 121V120H194ZM203 121V120H202ZM253 121V120H252ZM42 122V121H41ZM56 122V121H55ZM60 122V121H59ZM87 122V121H86ZM128 122V121H127ZM134 122V121H133ZM138 122V121H137ZM159 122V121H158ZM165 122L163 123V124H165ZM188 122V121H187ZM200 122V121H199ZM198 122V123H199ZM240 122V121H239ZM13 123V122H12ZM11 123V124H12ZM18 123V122H17ZM24 123V122H23ZM22 123V124H23ZM70 123V122H69ZM69 123H68V125H69ZM75 123H78V122H75ZM74 123V124H75ZM90 122H88L87 124L88 125H90L89 124ZM102 124H105L104 122H101ZM120 123V122H119ZM161 123V122H160ZM177 123H179V121H177ZM243 123V122H242ZM249 123H250V120H249ZM249 123H248V125H249ZM21 124V125H22ZM46 124V123H45ZM44 124V125H45ZM59 124V123H58ZM81 124V123H80ZM92 124V123H91ZM99 124V123H98ZM114 124V123H113ZM121 124V123H120ZM125 124V123H124ZM158 124V123H157ZM240 124V123H239ZM2 125V124H1ZM61 125V124H60ZM83 125V124H82ZM94 125H95V123H94ZM100 125V124H99ZM110 125H112V124H110ZM119 125V124H118ZM144 125V124H143ZM148 125V124H147ZM146 125V126H147ZM182 124H177V126H181ZM197 125V124H196ZM243 125V124H242ZM8 126H9V124H8ZM13 126H14V123H13ZM19 126V125H18ZM26 126V125H25ZM46 126V125H45ZM52 126V125H51ZM56 126V125H55ZM58 126V125H57ZM66 126V124L64 125V127ZM79 126V125H78ZM93 126V125H92ZM98 126V125H97ZM105 126V125H104ZM152 126H154V125H152ZM162 126V128H163V125H161ZM160 126V127H161ZM176 126V127H177ZM184 126V125H183ZM183 126H181V127H183ZM194 126V125H193ZM1 127V126H0ZM7 127V126H6ZM47 127V126H46ZM61 127V126H60ZM71 127H73V126H71ZM89 127H91V126H89ZM101 127V126H100ZM99 127V128H100ZM103 127V126H102ZM101 127V128H102ZM116 127H118V126H116ZM121 127V126H120ZM125 127H126V125H125ZM141 127H143V126H141ZM155 127V126H154ZM160 127H158V129H160ZM175 127V128H176ZM180 127V128H181ZM5 128V127H4ZM17 128V127H16ZM34 128V127H33ZM33 128H31V129H33ZM36 128V127H35ZM39 128V127H38ZM53 128H54V126H53ZM53 128H48V130L50 129H53ZM77 128V127H76ZM86 128H87V126H86ZM91 128H93V127H91ZM127 128H128V126H127ZM140 128V127H139ZM157 127H155V129H156ZM169 130H168V129ZM195 128V127H194ZM202 128V127H201ZM203 128H204V126H203ZM12 129V128H11ZM10 129V130H11ZM57 129V128H56ZM58 129H61V128H59L58 127ZM69 129V128H68ZM73 129V128H72ZM71 129V130H72ZM84 129V128H83ZM82 129V130H83ZM94 129H95V127H94ZM103 129V128H102ZM105 129V128H104ZM110 129H112V128H110ZM120 129V128H119ZM121 129H123V128H121ZM121 129H120V131H121ZM147 129H149V128H147ZM146 129V130H147ZM174 129V127L172 128V130ZM177 129V128H176ZM182 129V128H181ZM242 129V128H241ZM3 130V129H2ZM48 130H47V132H48ZM53 130H55V129H53ZM80 130V129H79ZM81 130V131H82ZM106 130V129H105ZM104 130V131H105ZM109 130V129H108ZM125 130V129H124ZM128 130V129H127ZM132 130V129H131ZM151 130H152V127H151ZM164 130V129H163ZM163 130H161V131H163ZM165 130V131H166ZM180 130V129H179ZM200 130V129H199ZM35 131V130H34ZM45 132H46V130H44ZM56 131H58V130H56ZM68 131V130H67ZM73 131V130H72ZM86 131H88V130H86ZM95 131H97V130H95ZM103 131V132H104ZM140 131V130H139ZM145 131V130H144ZM143 131V132H144ZM156 131V130H155ZM166 131V132H167ZM178 131V130H177ZM186 131V130H185ZM194 131H195V129H194ZM197 131V130H196ZM242 131H243V129H242ZM29 132H31V130L29 131ZM41 132H42V130H41ZM46 132V133H47ZM53 132V131H52ZM52 132H50V133H52ZM60 132V131H59ZM74 132H75V128H74ZM78 132V131H77ZM89 132V131H88ZM102 132V131H101ZM124 132V131H123ZM135 132H137L136 130H135ZM147 132H149V130L147 131ZM146 132V133H147ZM165 132V133H166ZM179 132V131H178ZM182 132V131H181ZM33 133V132H32ZM35 133H37V132H35ZM54 133V132H53ZM52 133V134H53ZM63 133V132H62ZM70 133V132H69ZM73 133V132H72ZM91 133V132H90ZM106 133H107V131H106ZM125 133V132H124ZM131 133V132H130ZM150 133V132H149ZM156 133H159L158 132V130L156 131ZM161 133V132H160ZM160 133H159V135H160ZM162 133H164V132H162ZM164 133V134H165ZM177 133V132H176ZM197 133V132H196ZM202 133V132H201ZM44 134V133H43ZM48 135H49V133H47ZM55 134V133H54ZM61 134V133H60ZM63 134H65V132L63 133ZM68 134V133H67ZM74 135H75V133H73ZM80 134V133H79ZM103 134V133H102ZM101 134V135H102ZM114 134V133H113ZM133 134H134V132H133ZM136 134V133H135ZM140 134V133H139ZM153 134H155V133H153V132H151L150 134H148L147 133V135H148V139L146 138V137H144V136H147L146 134L144 135V136H140V138H139V136H137L138 135V133H137V137L136 136H134V138H136L135 140H133V141H135L136 143H138L137 141V138H139V139H141V140H139L140 141V143H141V141L142 140H144V139H147V141H143L144 142V145L141 143V145H138L139 146V149L141 150L142 148H143V146H145V143L147 144L149 141H150V143L153 141V140H151L152 139V137H154L153 136ZM171 133H169V135H170ZM195 134V133H194ZM198 134H200V133H198ZM197 134V135H198ZM1 135H4V134H1ZM0 135V136H1ZM8 135V134H7ZM34 135V134H33ZM38 135H39V133H38ZM41 135H42V133H41ZM68 135H70L71 136V134H68ZM94 135V134H93ZM105 135V134H104ZM108 135V134H107ZM110 135V134H109ZM132 135V134H131ZM142 135V134H141ZM157 135V134H156ZM155 135V136H156ZM162 135V134H161ZM5 136V135H4ZM10 136H11V134H10ZM65 136V135H64ZM73 136V135H72ZM76 136V135H75ZM81 136V135H80ZM88 136V135H87ZM96 136V135H95ZM121 136V135H120ZM173 136V135H172ZM171 135H170V137H172ZM177 136V135H176ZM7 137V136H6ZM56 137H59V136H56ZM55 137V138H56ZM63 137V136H62ZM66 137V136H65ZM82 137V136H81ZM80 137V138H81ZM90 137H91V135H90ZM92 137H94V136H92ZM91 137V138H92ZM100 137V136H99ZM125 137H128V135L127 136H125ZM130 137H133V136H130ZM161 137V136H160ZM1 138V137H0ZM3 138H5V137H3ZM68 138V137H67ZM72 138V137H71ZM77 138H78V136H77ZM85 138V137H84ZM96 138V137H95ZM118 138V137H117ZM144 138V139H143ZM166 138V137H165ZM7 139H9V137L7 138ZM17 139V138H16ZM58 139V138H57ZM60 139V138H59ZM66 139V138H65ZM72 139H74V136H73V138ZM71 139V140H72ZM86 139V138H85ZM93 139V138H92ZM115 139V138H114ZM119 139V138H118ZM122 139V138H121ZM124 139V138H123ZM129 139V138H128ZM156 139V138H155ZM159 139H161V138H159ZM4 140V139H3ZM101 140H103V139H101ZM130 140H132V138L130 139ZM162 140V139H161ZM165 139L163 138V141H164ZM15 141V140H14ZM55 141V140H54ZM63 141V140H62ZM61 141V142H62ZM66 141H68V140H66ZM74 141V140H73ZM78 141V140H77ZM85 141V140H84ZM95 141H96V139H95ZM105 141H107V140H105ZM128 141V140H127ZM132 141V143L131 144H133L134 142ZM156 141V140H155ZM170 141V140H169ZM2 142V141H1ZM3 142H5V141H3ZM58 142V141H57ZM60 142V143H61ZM80 142V141H79ZM89 142V141H88ZM98 142H99V140H98ZM103 142V141H102ZM157 142V141H156ZM13 142H11V143H9L8 144V141L6 142V144L7 145H5L4 143V147H2L1 149H0V165L2 166V169H0V170H2L1 172H3L1 175H2V177H1V180L0 181H3V182H0V185H1V183H5V181H7V180H5V179H7V178H5L7 175H6V173L7 174H10L13 170H14V168L13 167H15V164H17V163H20L19 161H21L20 159L22 158L21 157V155L22 154H20V152L17 150L18 148H19V146H18V148H16V144H12ZM17 143H18V141H17ZM52 143V142H51ZM63 143V142H62ZM67 142H64V144H66ZM74 143V142H73ZM78 143V142H77ZM76 143V144H77ZM81 143V142H80ZM86 143V142H85ZM100 143V142H99ZM104 143V142H103ZM148 144L149 146H148V148L150 149V147L152 146V144L154 143L155 144V142H152L151 144ZM18 144H20V143H18ZM55 144V143H54ZM83 145H84V143H82ZM93 144V143H92ZM107 144V143H106ZM131 144H130V147H133V146H131ZM139 144V143H138ZM161 144V141H160V143H159V145ZM50 145V144H49ZM57 145H60V144H57ZM74 145V144H73ZM79 145V144H78ZM82 145V146H83ZM89 145V144H88ZM99 145V144H98ZM112 145V144H111ZM129 145V144H128ZM134 146L136 145L135 143L133 144ZM151 145V146H150ZM158 145V144H157ZM158 145V146H159ZM163 145V144H162ZM167 145V144H166ZM165 145V146H166ZM1 146H3V145H1ZM21 146V145H20ZM52 146H54L53 144H52ZM64 146V145H63ZM79 146H81V145H79ZM86 146V145H85ZM119 146H120V144H119ZM118 146V147H119ZM140 146H142V148H140ZM147 146V145H146ZM146 146H145V148H146ZM155 146V145H154ZM51 147V146H50ZM87 147V146H86ZM85 147V148H86ZM89 147V146H88ZM87 147V148H88ZM101 147V146H100ZM108 147V146H107ZM153 147V146H152ZM151 147V148H152ZM160 147V146H159ZM167 147V146H166ZM173 147H175V146H173ZM230 147V146H229ZM64 148V147H63ZM62 148V149H63ZM83 149H84V147H82ZM94 148V147H93ZM106 148V147H105ZM113 148V147H112ZM123 148V147H122ZM126 148H127V146H126ZM134 148V147H133ZM136 149H137V146L135 147ZM148 148H147V150H148ZM168 148V147H167ZM177 148V147H176ZM231 148V147H230ZM56 150H57V148H55ZM54 149V150H55ZM59 149V148H58ZM61 149V150H62ZM81 149V148H80ZM83 149H81L82 151H83ZM89 149V148H88ZM96 149V148H95ZM99 149V148H98ZM111 149V148H110ZM121 149V148H120ZM139 149H138V151H139ZM144 149V148H143ZM162 149V148H161ZM175 149V148H174ZM55 150V151H56ZM64 150V149H63ZM62 150V151H63ZM97 150V149H96ZM95 150V151H96ZM114 150V149H113ZM117 150H118V148H117ZM116 150V151H117ZM123 150V149H122ZM126 150V149H125ZM128 151H127V154L125 155V157H124V163H123V165H121L120 167L122 168V171L120 170V172L122 173V175L123 174H126L125 172L128 170V171H130V169H129V167L130 166H132L133 164L135 165V161H134V159H136V158H134V153H136L137 152V150H135L134 149V151H136V152H133V150H132V148H129V149H127ZM147 150H145V151H147ZM151 150H153V149H151ZM157 150V149H156ZM171 150V149H170ZM170 150H160V152H159V149L157 150L158 152V154L156 155V157L157 158H161L162 159V157L163 156H166V159H167V155L168 154H170ZM176 150V149H175ZM50 151V150H49ZM48 151V152H49ZM54 151V152H55ZM88 151H90V150H88ZM94 151V150H93ZM94 151V152H95ZM101 151H103V150H101ZM111 151H112V149H111ZM124 151V150H123ZM143 151V150H142ZM187 151V150H186ZM19 152V153H18ZM60 153H61V151H59ZM81 152V151H80ZM97 152V151H96ZM95 152V153H96ZM104 152V151H103ZM113 152V151H112ZM148 152H149V150H148ZM174 152V151H173ZM181 153H182V150L180 151ZM179 152V153H180ZM50 153V152H49ZM49 153H47V154H49ZM57 153V152H56ZM55 153V154H56ZM75 153V152H74ZM73 153V154H74ZM83 153H86L85 151L83 152ZM90 153V152H89ZM88 153V154H89ZM100 153V152H99ZM108 153H109V149H108ZM140 153V152H139ZM142 153V152H141ZM231 153V152H230ZM25 154V153H24ZM46 154V155H47ZM70 154V153H69ZM78 154V153H77ZM88 154L86 155V157L88 156ZM103 154V153H102ZM118 154V153H117ZM117 154H116V156H117ZM56 155H59V154H56ZM55 155V156H56ZM62 155V154H61ZM64 155V154H63ZM91 155H94L93 153L91 154ZM97 155V154H96ZM95 155V156H96ZM99 155V154H98ZM111 155H113V154H111ZM120 155V154H119ZM142 155V154H141ZM140 155V156H141ZM148 155V154H147ZM24 156V155H23ZM53 155H51L50 157H52ZM73 156V155H72ZM71 156V157H72ZM90 156V155H89ZM88 156V157H89ZM121 156V155H120ZM119 156V157H120ZM123 156V155H122ZM121 156V157H122ZM225 156H227V155H225ZM57 157V156H56ZM55 157V158H56ZM60 157V156H59ZM63 156H61V158H62ZM70 157V156H69ZM77 157V156H76ZM75 157V158H76ZM83 157V156H82ZM99 157V156H98ZM145 157V156H144ZM153 157V156H152ZM172 157V156H171ZM188 157V156H187ZM186 157V155H184V154H180V155H178V156H176V158L171 162L170 160V162H171V167H172V170L171 171H175V173L177 172V170L178 169H180V171H181V168L182 167H185V166H189V164L191 165V160L192 159H188ZM97 158V157H96ZM105 158V157H104ZM110 158H113L112 156L110 157ZM155 158V157H154ZM191 158V157H190ZM209 158V157H208ZM24 159H26V158H24ZM79 159V158H78ZM83 159V158H82ZM86 159V158H85ZM89 159H90V157H89ZM94 159V158H93ZM98 159V158H97ZM105 159H108V158H105ZM105 159H104V161H105ZM114 159H115V157H114ZM123 159V158H122ZM142 159H144V158H141L140 160H142ZM147 159V158H146ZM145 159V160H146ZM150 159V158H149ZM165 159V158H164ZM163 159V160H164ZM195 159V158H194ZM58 160H60L61 161V159H58ZM65 160H67V161H69L67 158L65 159ZM72 160V159H71ZM76 160V159H75ZM81 160V159H80ZM96 160V159H95ZM157 160V159H156ZM213 160V159H212ZM216 160V159H215ZM49 162H50V160H48ZM59 161V162H60ZM83 161H85L84 159H83ZM83 161H81V162H83ZM91 160H89V162H90ZM98 161V160H97ZM112 161V160H111ZM121 160H119V162H120ZM161 161V160H160ZM167 161H168V159H167ZM214 161V160H213ZM227 161V160H226ZM17 162V163H16ZM53 162H54V159H53ZM58 162V163H59ZM80 162V163H81ZM94 162V161H93ZM93 162L91 161V163L93 164ZM158 162V161H157ZM216 162V161H215ZM24 163V162H23ZM70 163H71V161H70ZM70 163H68V165L70 164ZM97 163H99V162H97ZM96 163V164H97ZM102 163V162H101ZM140 163H142V162H140ZM150 163H152V161H150ZM27 164V163H26ZM78 165H79V163H77ZM86 164V163H85ZM88 164V163H87ZM86 164V165H87ZM94 164H95V162H94ZM95 164V165H96ZM105 164V163H104ZM104 164H103V166H104ZM106 164H107V162H106ZM120 164H122V162L120 163ZM136 164H137V162H136ZM139 164V163H138ZM137 164V165H138ZM145 165L147 164V163H144ZM143 164V165H144ZM148 164H149V162H148ZM205 164V163H204ZM20 165V164H19ZM56 165V164H55ZM59 165V164H58ZM74 165H75V163H74ZM82 165H84V164H82ZM81 165V166H82ZM141 165V164H140ZM151 165V164H150ZM155 165V164H154ZM162 165V164H161ZM52 166V165H51ZM61 166V165H60ZM71 166H73V165H71ZM81 166H79V167H81ZM89 166V165H88ZM107 166V165H106ZM114 166V165H113ZM117 166V165H116ZM214 166V165H213ZM227 166V165H226ZM18 166H16V168H17ZM20 167H22V166H20ZM50 167V166H49ZM52 167H54V166H52ZM55 167H57V166H55ZM54 167V168H55ZM69 167V166H68ZM94 167V166H93ZM92 167V168H93ZM97 167V166H96ZM138 167H140V166H138ZM225 167V166H224ZM1 168V167H0ZM25 168V167H24ZM57 168H60V167H57ZM77 168V167H76ZM89 168H90V166H89ZM105 168V167H104ZM131 168V167H130ZM146 168H148V166L146 167ZM150 168V167H149ZM155 168H156V166H155ZM208 168H209V166H208ZM207 168V169H208ZM22 169V168H21ZM79 169V168H78ZM81 169V168H80ZM82 169H84L83 167H82ZM81 169V170H82ZM107 169V168H106ZM136 170L137 168H133V170ZM143 169V168H142ZM157 169V168H156ZM201 169V168H200ZM203 169H204V167H203ZM202 169V170H203ZM12 170V171H11ZM18 170V169H17ZM53 170V169H52ZM59 170H61V168L59 169ZM80 170V171H81ZM87 170V169H86ZM91 170V169H90ZM89 170V171H90ZM111 170H112V168H111ZM139 171L141 170V169H138ZM186 170H187V168H186ZM226 170V172H227V169H225ZM11 171V172H10ZM15 171H16V169H15ZM21 171V170H20ZM84 171V170H83ZM95 171H97V168H96V170ZM99 171V170H98ZM105 171V170H104ZM108 171V170H107ZM114 171H115V169H114ZM117 171L119 172V170H118V168H117ZM154 171V170H153ZM182 171H184V170H182ZM196 171H197V169H196ZM198 171H200V170H198ZM207 171V170H206ZM210 171V170H209ZM19 172V171H18ZM41 172H42V170H41ZM40 172V173H41ZM45 172H47V171H45ZM58 172V171H57ZM87 172V171H86ZM102 172V171H101ZM100 172V173H101ZM109 172V171H108ZM131 172H132V168H131ZM130 172V173H131ZM135 173H136V171H134ZM172 172V173H173ZM187 172V171H186ZM223 172V171H222ZM13 173H14V171H13ZM40 173H39V176H40ZM51 173V172H50ZM52 173H54V171H52ZM59 173V172H58ZM88 173V172H87ZM110 173V172H109ZM190 173V172H189ZM195 173V172H194ZM198 173V172H197ZM196 173V174H197ZM204 173V172H203ZM202 173V174H203ZM4 174V175H3ZM54 174H56V173H54ZM53 174V175H54ZM85 174V173H84ZM89 175H90V173H88ZM91 174H93V173H91ZM96 174H98V173H96ZM101 174H103V173H101ZM110 174H112V173H110ZM119 174V173H118ZM171 174V173H170ZM177 174V173H176ZM213 174H215V173H213ZM229 174V173H228ZM59 175V174H58ZM82 175H83V173H82ZM86 175V174H85ZM88 175V176H89ZM108 175V174H107ZM127 175V174H126ZM132 175V174H131ZM130 175V177H132ZM173 175V174H172ZM178 175V174H177ZM222 175V174H221ZM11 176V175H10ZM34 176L35 175H33V174H31V175H28V177H24L23 179H17V181L18 182H20L21 183V181H26V180H28L29 181V179H32V178H34ZM60 176V175H59ZM98 176H100V175H98ZM97 176V177H98ZM116 175H114V177H115ZM175 176V175H174ZM186 176V175H185ZM206 176V175H205ZM209 176V175H208ZM224 176V175H223ZM95 177V176H94ZM93 177V178H94ZM96 177V179H98ZM106 177H108V176H106ZM123 177V176H122ZM128 177V176H127ZM169 177V176H168ZM188 177V176H187ZM195 177V176H194ZM201 177V176H200ZM213 177H214V175H213ZM3 178H5V179H3ZM13 178V177H12ZM20 178H22V176L20 177ZM81 178V177H80ZM102 178H103V175H102ZM102 178H100V179H102ZM113 178V177H112ZM124 178V177H123ZM181 178V177H180ZM197 178V177H196ZM9 179V178H8ZM82 179V178H81ZM89 179V178H88ZM91 179V178H90ZM96 179H94V180H96ZM106 179V178H105ZM172 179V178H171ZM171 179H170V182H171ZM183 179V178H182ZM203 179V178H202ZM205 179V178H204ZM203 179V180H204ZM211 179H213V178H211ZM5 180V181H4ZM9 180H11V179H9ZM83 180V179H82ZM93 180V179H92ZM108 180V179H107ZM112 180H114V178L112 179ZM111 180V181H112ZM118 181H119V179H117ZM117 180H116V182H117ZM121 181H122V179H120ZM124 180V179H123ZM126 181H125V183L127 182V179H125ZM174 181H175V179H173ZM177 180V179H176ZM201 180V179H200ZM27 181V182H28ZM32 181V180H31ZM34 181V180H33ZM102 181V180H101ZM109 181V180H108ZM166 181V180H165ZM164 181V182H165ZM206 181V180H205ZM44 182V181H43ZM81 182V181H80ZM169 182V183H170ZM200 182V181H199ZM208 182V181H207ZM94 183V182H93ZM108 183V182H107ZM109 183L111 184V182L109 181ZM157 183H159V182H157ZM171 183H173V182H171ZM205 183V182H204ZM209 183H210V181H209ZM216 182H213V184H215ZM6 184H7V182H6ZM6 184H4V188H6L7 189V187H5V185ZM15 184V183H14ZM110 184H106V185H110ZM113 184H116V183H113ZM113 184H112V186H113ZM121 184H122V182H121ZM124 184V183H123ZM163 184V183H162ZM166 184V183H165ZM175 184V183H174ZM178 184V183H177ZM13 185V184H12ZM19 185V184H18ZM92 185V184H91ZM100 185V184H99ZM105 185V184H104ZM103 185V186H104ZM119 185V184H118ZM159 185V184H158ZM161 185V184H160ZM199 185V184H198ZM205 185V184H204ZM2 187H3V185H1ZM7 186H8V184H7ZM25 186V185H24ZM98 186V185H97ZM102 186V185H101ZM102 186V187H103ZM116 186V185H115ZM120 186V185H119ZM123 186V185H122ZM127 186H128V183H127ZM126 186V187H127ZM156 186V185H155ZM175 186V185H174ZM211 186V185H210ZM214 186H216V184L214 185ZM213 186V187H214ZM248 186V185H247ZM15 187V186H14ZM91 187H93V185L91 186ZM105 187V189L104 190H106V186H104ZM103 187V188H104ZM160 188H161V186H159ZM166 187H167V185H166ZM171 187V186H170ZM194 187V186H193ZM10 188V187H9ZM15 188H17V187H15ZM18 188H20V187H18ZM102 188V189H103ZM172 188H173V184H172ZM176 188V187H175ZM244 188V187H243ZM246 188V187H245ZM248 188H250V187H248ZM6 189H0V203L3 201H1V196H3L2 194H5V193H3V190L5 191ZM21 189H22V187H21ZM23 189H25V188H23ZM110 189H113V188H110ZM119 189V188H118ZM122 189V188H121ZM144 189H146V188H144ZM162 189V188H161ZM190 189V188H189ZM209 189V188H208ZM226 189V188H225ZM254 189V188H253ZM14 190V189H13ZM13 190H11L12 192H14ZM20 190V189H19ZM91 190H94V189H91ZM96 190H98L97 189V187H96ZM101 190V189H100ZM104 190H103V194L102 195H105L104 194ZM117 190V189H116ZM124 190V189H123ZM123 190H121V191H123ZM136 190V189H135ZM139 190V189H138ZM170 190V189H169ZM176 190V189H175ZM200 191H196L195 193H193V194H191L190 195V198L188 199V200H185V201H187V202H185L186 203V205H184V208H183V210H181V213H180V216H181V218H182V222H180V223H182V225L181 226H179V229H177V233H176V235H175V238H174V241L172 242L173 243V245L171 246V255L172 256H170V257H172L171 259L173 260V264H200V263H202V264H212L210 261H212L213 259L215 260V258L217 259V258H225V261L222 259L221 261L220 260H218V262H217V264H252V259H254V257L256 256V254H257V257H258V250H259V248L261 247V246H258L257 245V243L259 242V241H257V243H253V244H248V245H246L245 244V246L243 247V249H244V251L246 252V254H244L245 252H243L242 251V253H241V251H237V249L235 250V249H233L231 246H230V243L228 244V243H224V241H226L227 242V237H229V236H231V235H229L228 233V235L229 236H227V234H226V240H224L223 242L222 241H220V239L218 240L217 238H216V236H218L217 235V233L216 232H214V230H212L211 228V230L214 232V233H212L213 234V238H211L210 237V239L209 240H207V238H205L204 237V234L201 232V230H200V233H199V231H196L195 229H194V227H191V226H189V225H186V221L187 220H189L191 223H192V225L194 226V224H196V221H197V223H198V219H200L199 217H201L202 218V215H203V213H205L206 212V210L205 209H207V207H209V202H211V200H209L210 199V197H209V195H210V193H208L207 191H205V190H201V189H199ZM210 190V189H209ZM212 190H213V188H212ZM220 190H221V188H220ZM242 190V192H243V190L244 189H241ZM251 190H252V188H251ZM7 191V190H6ZM5 191V192H6ZM113 191V190H112ZM118 191V190H117ZM116 191V192H117ZM121 191H119L120 193H122ZM143 191V190H142ZM146 191V190H145ZM148 191V190H147ZM166 191V190H165ZM190 191V190H189ZM224 191V190H223ZM253 191H255V190H253ZM19 192V191H18ZM24 192H26V191H24ZM90 192V191H89ZM92 192V191H91ZM106 192V191H105ZM108 192V191H107ZM114 192H115V190H114ZM115 192V193H116ZM130 192V191H129ZM134 192V191H133ZM160 192V191H159ZM172 192V191H171ZM174 192V191H173ZM214 192V191H213ZM249 192V191H248ZM9 193H11V192H9ZM9 193H6V194H8V196H9ZM94 193V192H93ZM109 193H111V192H109ZM118 193V192H117ZM117 193H116V195L115 196H117ZM119 193V194H120ZM157 193V191L155 192V194ZM163 193V192H162ZM167 193V192H166ZM174 193H176V192H174ZM224 193V192H223ZM226 193V192H225ZM16 194V193H15ZM24 194V193H23ZM26 194V193H25ZM96 194H97V192H96ZM99 194H100V192H99ZM118 194V195H119ZM123 194V193H122ZM142 194V193H141ZM161 193H159V195H160ZM228 194H230V193H228ZM92 195V194H91ZM150 195V194H149ZM157 195V194H156ZM242 195V194H241ZM244 195H246V194H244ZM248 195V194H247ZM253 195V194H252ZM7 196V197H8ZM15 196H17V195H15ZM94 196V195H93ZM93 196H91V197H93ZM97 196V195H96ZM114 196V194H113V196H111L110 195V197H105L104 196V198L105 199H102L103 201H102V203L100 204V197L101 198H103V196H100L99 195V200H98V202H99V204L101 205V210L103 211V212H107V211H109L111 208H113V206H114V204H115V202H116V197ZM122 196V195H121ZM124 196L126 197V195L124 194ZM129 196V195H128ZM144 196V195H143ZM151 196V195H150ZM163 196V195H162ZM169 196V195H168ZM172 196V195H171ZM170 196V197H171ZM240 196V195H239ZM89 197V196H88ZM123 197V196H122ZM142 197V196H141ZM145 197H146V195H145ZM164 197V196H163ZM162 197V198H163ZM219 197V196H218ZM233 197V196H232ZM4 198H6V197H4ZM9 198H10V196H9ZM98 198V197H97ZM124 198V197H123ZM128 198V197H127ZM154 198V197H153ZM171 198H173V197H171ZM242 198V197H241ZM248 198V197H247ZM2 199H3V197H2ZM91 199V198H90ZM120 199V198H119ZM134 199V198H133ZM140 199V198H139ZM152 199V198H151ZM214 199H217V198H214ZM227 199V198H226ZM233 199V198H232ZM245 199V198H244ZM13 200H14V198H13ZM92 200V199H91ZM94 200V199H93ZM92 200V201H93ZM96 200V199H95ZM123 200V199H122ZM148 200V199H147ZM159 201H160V199H158ZM157 200V201H158ZM238 200H240V198L238 199ZM246 200V199H245ZM48 201V200H47ZM46 201V202H47ZM50 201V200H49ZM128 201V200H127ZM127 201L125 202V203H127ZM228 201V200H227ZM234 200H232V202H233ZM8 202V201H7ZM11 202V201H10ZM43 202V201H42ZM90 202V201H89ZM89 202H88V204H89ZM97 202V201H96ZM123 202V201H122ZM134 201L132 200V203H133ZM136 202V201H135ZM213 203H214V200L212 201ZM223 202V201H222ZM242 202V201H241ZM244 202V201H243ZM94 203V202H93ZM93 203H91V204H93ZM120 203V202H119ZM118 203V204H119ZM124 203V204H125ZM139 203V202H138ZM137 203V204H138ZM147 203V202H146ZM149 203V202H148ZM171 203V202H170ZM173 203V202H172ZM182 203V202H181ZM184 203V204H185ZM239 203V202H238ZM44 204V203H43ZM117 204V203H116ZM136 204V205H137ZM167 204H168V198H167V196L165 195V198H164V201L163 202H159L158 204H157V206H156V208H154L155 210H153V212H150V215H149V219H150V221H155V219L156 218H158L159 219V217L158 216H160V214H162L163 213V210L164 209H166V207H167ZM174 204V203H173ZM211 204V203H210ZM242 204V203H241ZM1 205V204H0ZM11 205H12V202H11ZM95 205V204H94ZM98 205V204H97ZM100 205H98V206H100ZM133 205H134V203H133ZM238 205V204H237ZM255 205V204H254ZM7 206H8V204H7ZM9 206H10V203H9ZM50 206V205H49ZM91 206V205H90ZM89 206V207H90ZM122 206V205H121ZM144 206V205H143ZM150 206H152V205H150ZM155 206V205H154ZM172 205H170V207H171ZM181 206V205H180ZM183 206V205H182ZM225 206V205H224ZM236 206V205H235ZM2 207V206H1ZM0 207V208H1ZM3 207H4V204H3ZM119 207V206H118ZM123 207V206H122ZM140 207V206H139ZM218 207H220V206H218ZM226 207V206H225ZM251 207H252V205H251ZM7 208V207H6ZM6 208H3V209H6ZM97 208V207H96ZM116 208V207H115ZM133 208V207H132ZM135 208V207H134ZM143 208V207H142ZM228 208V207H227ZM226 208V209H227ZM235 208V207H234ZM12 209V208H11ZM98 210H99V208H97ZM153 209V208H152ZM172 209V208H171ZM220 209H222L221 207H220ZM95 210V209H94ZM169 210V209H168ZM178 210V209H177ZM228 210V209H227ZM263 210V209H262ZM4 211V210H3ZM6 211V210H5ZM10 211V210H9ZM92 210H90V212H91ZM96 211V210H95ZM94 211V212H95ZM149 211V210H148ZM205 211V212H204ZM210 211V210H209ZM223 211H225V210H223ZM233 211V210H232ZM261 211V210H260ZM2 212V211H1ZM11 212V211H10ZM97 212H100V211H97ZM111 212V211H110ZM119 212V211H118ZM165 212H166V210H165ZM180 212V211H179ZM179 212H178V214H179ZM219 212V211H218ZM4 213V212H3ZM108 213V212H107ZM106 213V215L108 216V214ZM120 213V212H119ZM131 213V212H130ZM129 213V214H130ZM149 213V212H148ZM222 213V212H221ZM237 213V212H236ZM5 214V213H4ZM95 214V213H94ZM100 214V213H99ZM98 214V215H99ZM102 214V213H101ZM126 214V213H125ZM142 214V213H141ZM167 214V213H166ZM165 214V215H166ZM264 214V213H263ZM91 215V214H90ZM103 215H104V213H103ZM116 215V214H115ZM206 214H204V216H205ZM212 215V214H211ZM139 216H141V215H139ZM146 216V215H145ZM161 216H163V214L161 215ZM203 216V217H204ZM226 216V215H225ZM236 216V215H235ZM95 216L93 215V218H94ZM99 217V216H98ZM101 217V216H100ZM106 217V216H105ZM113 217H114V215H113ZM122 217V216H121ZM147 217V216H146ZM164 217V216H163ZM167 217V216H166ZM210 217V216H209ZM215 218H216V216H214ZM219 217V216H218ZM228 217H229V214H228ZM104 218V217H103ZM123 218V217H122ZM141 217H139V219H140ZM144 218V217H143ZM181 218L180 217H178V219H180L179 221H181ZM206 218V217H205ZM227 218V217H226ZM245 218V217H244ZM112 219V218H111ZM133 219V218H132ZM157 219V220H158ZM203 219V218H202ZM206 219H208V218H206ZM205 219V220H206ZM223 219V218H222ZM237 219V218H236ZM264 219V218H263ZM3 220V219H2ZM96 220V219H95ZM124 220V219H123ZM134 220H135V218H134ZM148 220V219H147ZM186 220V221H185ZM234 220V219H233ZM240 220V219H239ZM54 221V220H53ZM102 221V220H101ZM111 221V220H110ZM122 221V220H121ZM136 221V220H135ZM138 221H141V220H138ZM164 221V220H163ZM207 221V220H206ZM205 221V222H206ZM243 221V220H242ZM246 221V220H245ZM57 222V221H56ZM107 222V221H106ZM132 222V221H131ZM134 222V221H133ZM200 222V221H199ZM240 222V221H239ZM261 222V221H260ZM1 223V222H0ZM100 223V222H99ZM103 223V222H102ZM117 223V222H116ZM115 223V224H116ZM119 223V222H118ZM143 223V222H142ZM243 223V222H242ZM48 224V223H47ZM131 224V223H130ZM148 225L150 224V223H147ZM152 224V223H151ZM157 224V223H156ZM178 224V223H177ZM237 224V223H236ZM235 224V225H236ZM262 225L264 224V223H261ZM2 225V224H1ZM50 225V224H49ZM56 225H57V223H56ZM106 225H108V224H106ZM117 225V224H116ZM120 225H123V224H120ZM135 225V224H134ZM139 225V224H138ZM140 225H142V224H140ZM144 225V224H143ZM174 225V224H173ZM176 225V224H175ZM184 225V226H183ZM239 225V224H238ZM50 226H52V225H50ZM55 226V225H54ZM101 226H102V224H101ZM129 226V225H128ZM136 226H137V223H136ZM159 226V225H158ZM234 226V225H233ZM237 226V225H236ZM241 226V225H240ZM239 226V227H240ZM251 226V225H250ZM261 226V225H260ZM129 227H131V226H129ZM133 227H135V226H133ZM145 227H147V225L145 226ZM150 227V226H149ZM205 227V226H204ZM220 227V226H219ZM222 227V226H221ZM229 227V226H228ZM243 227V226H242ZM101 228V227H100ZM155 228H156V225H155ZM159 228V227H158ZM223 228V227H222ZM226 228V227H225ZM224 228V229H225ZM244 228V227H243ZM258 228V227H257ZM262 228V227H261ZM106 229V228H105ZM115 229V228H114ZM126 229V228H125ZM132 229V228H131ZM137 229V228H136ZM161 229V228H160ZM240 229V228H239ZM101 230V229H100ZM109 230V229H108ZM134 230V229H133ZM140 230V229H139ZM138 230V231H139ZM147 230V229H146ZM152 230H153V228H152ZM155 230H157V228L155 229ZM234 230V229H233ZM241 230V229H240ZM240 230H238V231H240ZM255 230H257V229H255ZM117 231V230H116ZM131 231V230H130ZM137 231V230H136ZM135 231V232H136ZM158 231V230H157ZM207 231V230H206ZM205 231V232H206ZM210 231V230H209ZM221 231V230H220ZM232 231V230H231ZM236 231V230H235ZM244 231V230H243ZM247 231V230H246ZM114 232H115V230H114ZM113 232V233H114ZM119 232V231H118ZM127 232V231H126ZM125 232V233H126ZM141 232V231H140ZM148 232V231H147ZM172 232V231H171ZM174 232V231H173ZM208 232V231H207ZM222 232V231H221ZM100 233V232H99ZM98 233V234H99ZM103 233V232H102ZM106 233V232H105ZM104 233V234H105ZM133 233V232H132ZM131 233V234H132ZM150 233V232H149ZM162 233V232H161ZM237 233V232H236ZM242 233V232H241ZM248 233V232H247ZM251 233V232H250ZM257 233V235L259 234V232H256ZM123 234V233H122ZM130 234V235H131ZM140 234V233H139ZM142 234V233H141ZM153 234H154V232H153ZM201 234H203V235H201ZM211 234V233H210ZM215 234V235H214ZM223 234V233H222ZM260 234H261V232H260ZM103 235V234H102ZM125 235H129L128 233L127 234H125ZM147 235V234H146ZM150 235V234H149ZM220 235V234H219ZM225 235V234H224ZM98 236V235H97ZM111 236V235H110ZM117 236V235H116ZM116 236H115V238H116ZM118 236H121V235H118ZM143 236V235H142ZM155 236V235H154ZM161 236V235H160ZM114 237V236H113ZM121 237H123V236H121ZM139 237H141V236H139ZM148 237V236H147ZM153 237V236H152ZM249 237V236H248ZM247 237V238H248ZM258 237V236H257ZM262 237V238H261ZM137 237L135 236V239H136ZM143 238H144V236H143ZM142 238V239H143ZM157 238H158V236H157ZM230 238V237H229ZM234 238V237H233ZM264 229H263V233L260 235V241H261V245L263 244V242L262 241H264ZM109 239V238H108ZM128 239V238H127ZM126 239V240H127ZM155 239V238H154ZM231 239V238H230ZM105 240H107V239H105ZM110 240H111V237H110ZM114 240V239H113ZM116 240V239H115ZM137 240H138V238H137ZM147 240V239H146ZM148 240H149V237H148ZM165 240V239H164ZM223 240V239H222ZM229 240V239H228ZM245 241H246V239H244ZM254 240V239H253ZM99 241H101V240H99ZM104 241V240H103ZM102 241V242H103ZM128 241V240H127ZM129 241H131V240H129ZM140 241V240H139ZM145 240H143V242H144ZM152 241V240H151ZM231 241V240H230ZM243 241V240H242ZM96 242V241H95ZM110 242V241H109ZM114 242V241H113ZM126 242V241H125ZM141 242V241H140ZM150 242V241H149ZM248 242V241H247ZM252 242V241H251ZM106 244H107V242H105ZM112 243V242H111ZM127 243H129V242H127ZM131 243V242H130ZM132 243H134V242H132ZM142 243V242H141ZM145 243H147V241H145ZM232 243V242H231ZM241 243V242H240ZM104 244V243H103ZM136 244V243H135ZM144 244V243H143ZM197 244H201V245H203V244H205V245H207L208 247H209V249H207L206 251H204L203 250V252H202V254H201V252L200 251H202V250H200L199 252H197L199 249H197L198 247V245ZM228 244V245H227ZM241 244H243V243H241ZM259 244V243H258ZM90 245V244H89ZM89 245H87V246H89ZM113 245H114V243H113ZM147 245V244H146ZM150 245H151V243H150ZM168 245V244H167ZM97 246V245H96ZM121 246V245H120ZM129 246V245H128ZM133 246V245H132ZM139 246V245H138ZM142 246V245H141ZM149 246V245H148ZM241 246H243V245H241ZM91 247V246H90ZM89 247V248H90ZM98 247V246H97ZM101 247V246H100ZM130 247V246H129ZM206 247V246H205ZM234 247V246H233ZM236 247V246H235ZM106 248V247H105ZM115 248V247H114ZM123 248V247H122ZM147 248V247H146ZM262 248V247H261ZM136 249V248H135ZM139 249V248H138ZM143 249V248H142ZM141 249V251H143ZM163 249V248H162ZM104 250V249H103ZM132 250V249H131ZM137 250V249H136ZM145 250H147V252H148V249H144V251ZM165 250V249H164ZM168 250V249H167ZM170 250V249H169ZM90 251H92V250H90ZM98 251H100V250H98ZM97 251V252H98ZM107 251V250H106ZM115 251V250H114ZM260 251V250H259ZM263 251V250H262ZM261 251V252H262ZM101 252V251H100ZM166 252V251H165ZM107 253V252H106ZM109 253V252H108ZM121 253V252H120ZM135 253V252H134ZM133 253V254H134ZM140 253H142V252H139V255H140ZM144 253H146V252H144ZM86 254H88V251H87V253ZM104 254V253H103ZM131 254H132V252H131ZM137 254V253H136ZM166 254H167V252H166ZM240 254H244V256H241ZM85 255V254H84ZM94 255V254H93ZM97 256L96 257H98V254H96ZM109 255V254H108ZM138 255V254H137ZM136 255V257H138ZM168 255V254H167ZM101 256V255H100ZM143 256V255H142ZM142 256H140V257H142ZM166 256V255H165ZM169 256V255H168ZM198 256H201V258H203L202 260L198 257ZM262 255H260L259 254V259L258 260H256V262L258 261L259 262V264H264V254H263V257H261ZM102 257V256H101ZM134 257V256H133ZM144 257V256H143ZM170 257L169 258H167V259H170ZM197 257L201 260V261H203V262H200L198 259H197ZM91 258H92V256H91ZM93 258H94V256H93ZM103 258H104V256H103ZM102 259V258H101ZM110 259V258H109ZM133 258L131 257V260H132ZM136 258L134 257V260H135ZM138 259H139V257H138ZM138 259H136V260H138ZM207 259H212V260H207ZM82 260V259H81ZM84 260V259H83ZM93 260V259H92ZM135 260V261H136ZM140 260V259H139ZM138 260V261H139ZM205 260H207V261H205ZM226 260L228 261V262H226ZM98 261V260H97ZM100 261V260H99ZM98 261V262H99ZM103 261H105V260H103ZM134 261V262H135ZM165 261V260H164ZM168 261H170V260H168ZM82 262V261H81ZM80 262V263H81ZM84 262V261H83ZM83 262H82V264H83ZM88 262H90V260L88 261ZM96 262V261H95ZM102 263V262H101ZM130 263V262H129ZM165 263H167L166 261H165ZM172 263V262H171ZM85 264V263H84ZM133 264V263H132ZM170 264V263H169ZM216 264V263H215Z\"/></svg>","mask_w":264,"mask_h":264}]
</instances>
